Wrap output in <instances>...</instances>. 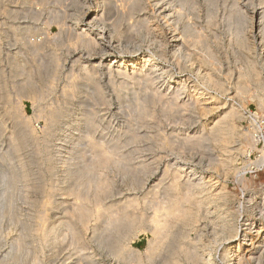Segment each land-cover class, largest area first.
Listing matches in <instances>:
<instances>
[{
  "label": "rangeland",
  "instance_id": "374dc122",
  "mask_svg": "<svg viewBox=\"0 0 264 264\" xmlns=\"http://www.w3.org/2000/svg\"><path fill=\"white\" fill-rule=\"evenodd\" d=\"M5 1V2H3ZM0 0V9L3 8H9L10 11L12 12H8V13H4L3 10L0 11V117L3 118L0 120V264H122L123 262L118 260L116 257H114L109 250H107L105 247L102 246L100 240L101 236L100 234H106L109 230V226H110V218L111 212L116 211L117 207L119 206V211L120 209L127 205L125 203H130L134 201V208L133 206L129 208V210L133 211L134 209H136L135 207H137L138 209H136V211L133 212H137V210L139 213H143V217L145 218V221H143L139 227V229L137 231L134 232L133 236L130 237V242L129 239L128 241L126 240L125 245L128 248H132L131 251H133V253L135 254L136 251H138L137 253L140 254L142 257H145L143 255L146 254V249L148 248V244L150 243V241H152L154 239L153 233L152 231L149 230L150 226L154 227L156 225V223L149 221L152 217H154L158 211V214H160L158 217L161 216V218H165L167 212H166V208L168 206V204H171V202L173 203V201H171L169 203L170 200H173L175 197L177 199V195L178 196H185L184 192L186 193L187 188L185 187V185L180 183H188V181L190 180V178L192 179V176L190 177L191 174V170L192 171H196V172H201L203 173L205 176H207V178L205 179L206 181L208 180H213L212 182L209 181V186L210 188L208 190H210L211 192H213V190L217 187V186H224L226 187V190H228V193L231 195V197L233 198L230 201V206L232 204V206L237 205L238 200L242 201H247V199H249L250 196L255 197L257 200H261L264 197V154L259 153L260 148L262 147V142H256L255 138L252 137L254 136V134H257V132L260 131H264V100L263 102H261V100L257 97H259V95L261 94L262 97L264 96V44L263 43V39L264 36H260L259 33V29L258 27L256 28L254 25L258 22L259 17L256 16V14H254V11H261L264 7V0H189L187 1V3L185 4L182 0H171V4L170 0L167 2V0H143V10L136 11L133 12V17L134 20L137 19H143L144 17L147 18L151 17L153 18L154 25L151 24H146L145 23V27L148 29H145L142 33H140V35L138 36L137 31H135V28H131V26L129 25L130 22L133 23L132 20L133 17L131 19L128 20V16L125 15V12H121V14H119L118 12H116L115 10H110V8L107 12H98V15H104V19H103V15L102 16H98V21H94V22H90L87 19L84 18V12L86 10H90L92 11L95 8H92L96 5V2H94V0H82L83 3L80 4L77 1L72 0L73 2H71V0ZM36 1H38L36 3ZM59 1H63L62 3ZM89 1V2H88ZM119 4H123L124 9H127V7L131 6V1L130 0H125L127 1L126 3L121 0ZM117 1V2H118ZM158 1V3L156 4V7H154L156 2ZM236 3H233V2ZM15 2V3H14ZM37 5H33L34 3ZM122 2V3H121ZM129 2V3H128ZM182 2V3H181ZM208 2V3H207ZM211 2V3H210ZM215 2V3H214ZM19 3V4H18ZM58 3V4H57ZM64 3V4H63ZM86 3V5H85ZM144 3H146V5H144ZM161 3V4H160ZM181 3V4H180ZM191 3V5H190ZM229 3V4H228ZM231 3V5H230ZM241 3V4H240ZM45 4V5H44ZM60 4V5H59ZM175 4H177L175 6ZM185 5V7L183 5ZM189 4V5H188ZM200 4V5H199ZM212 6H211V5ZM214 4V5H213ZM224 4V5H223ZM240 8H238V5ZM3 5H5V7H2ZM42 5V6H41ZM62 5V6H61ZM68 5V6H66ZM127 5V7H126ZM148 5V7H147ZM150 5H152L153 7H151ZM160 5V6H159ZM167 5V6H166ZM172 5V6H171ZM194 5L195 8H192V6ZM39 6V7H38ZM181 6V7H180ZM183 6V8H182ZM188 6V7H187ZM191 6V7H190ZM12 7V8H11ZM61 10V9H63ZM159 7L166 11V12H175V9H179L181 8V10L183 12H181V10L179 11L177 9L176 12H180L182 13L180 20L175 23L174 27L177 26L178 28H175L174 32H170V30H168L165 25H163L162 23V28L161 25L157 22L159 21V19L157 18L158 16V10ZM172 7V9H171ZM174 7V8H173ZM211 7V8H210ZM233 7V8H231ZM234 7L235 10L234 11ZM254 7H256L254 9ZM16 8V9H13ZM18 8V9H17ZM25 8V9H24ZM53 8V9H52ZM56 8V9H55ZM61 8V9H59ZM86 8V9H85ZM165 8V9H164ZM219 8V9H218ZM222 8V9H221ZM51 9V11H50ZM55 9V10H54ZM70 9V10H69ZM145 9V10H144ZM150 9V10H149ZM153 9H154V14H153ZM156 9V10H155ZM160 9V10H161ZM232 9V10H231ZM242 9V10H241ZM259 9V10H258ZM264 9V8H263ZM17 10L18 13H17ZM26 10V11H24ZM35 10V11H33ZM38 10V12L36 11ZM73 10V11H72ZM172 10V12H171ZM28 11V13H27ZM41 12V17H40V12ZM53 11V12H52ZM75 11V12H74ZM84 11V12H83ZM113 11V12H112ZM187 11V12H186ZM238 12V14H236V12ZM3 15H2V13ZM36 12V13H34ZM60 12V13H59ZM64 12V13H63ZM68 12V13H66ZM144 12V13H143ZM152 12V13H151ZM158 12V13H157ZM209 12V13H208ZM235 12V13H234ZM247 12V13H246ZM27 13V14H26ZM57 13V16L56 14ZM63 13V15H62ZM114 13V14H113ZM119 15H118V14ZM123 13V15H122ZM125 13V14H124ZM211 13V14H210ZM213 13V14H212ZM226 13V14H225ZM241 13V15H239ZM9 14V15H8ZM22 14V15H21ZM36 14V15H35ZM46 14V15H45ZM53 14H55L53 16ZM62 16H61V15ZM67 14V15H66ZM71 14V15H70ZM155 14H156V18H155ZM217 14V15H216ZM258 14V13H257ZM16 15V17H15ZM31 15V16H30ZM51 15V16H49ZM66 15V17H65ZM121 15V18H120ZM125 15V17H123ZM146 15V16H145ZM152 15V16H150ZM234 15V16H233ZM245 15V16H244ZM37 16V17H35ZM46 16V17H45ZM61 16V18H60ZM64 16V17H63ZM119 16V17H117ZM138 16V17H137ZM141 16V17H140ZM143 16V17H142ZM199 16V18H198ZM210 16V17H209ZM226 16V17H225ZM231 16V17H229ZM240 16V17H239ZM244 16V17H243ZM10 17V18H8ZM49 17V18H48ZM55 19H54V18ZM57 17V19H56ZM100 17V19H99ZM112 17V18H111ZM123 17V19H122ZM7 18V19H6ZM53 18V19H51ZM83 18V19H82ZM111 18V19H110ZM119 18V19H118ZM125 18V20H124ZM188 18V19H187ZM195 18V21H194ZM211 18V19H210ZM231 18V19H230ZM4 19V22H3ZM6 19V20H5ZM64 19V20H63ZM69 19V20H68ZM103 19V20H101ZM107 19V20H106ZM116 21H113V20ZM122 19V20H121ZM187 19V20H186ZM204 19V20H203ZM227 19V20H226ZM31 20V21H30ZM57 20V21H56ZM66 20V21H65ZM79 20V23L77 24ZM111 20V21H110ZM118 20L120 23H118ZM121 20V21H120ZM157 20V21H156ZM189 20V21H188ZM239 20V22H238ZM244 20V21H243ZM49 21V22H48ZM52 21V22H51ZM55 21V22H54ZM100 21V22H99ZM113 21V22H112ZM127 21V22H125ZM129 21V22H128ZM188 21V22H187ZM227 23H226V22ZM236 21V22H235ZM33 22V23H32ZM66 22V23H65ZM123 22V23H122ZM194 22V23H192ZM241 22V23H240ZM49 23V24H48ZM59 23V24H57ZM91 23V24H90ZM113 23V24H111ZM116 23V27L114 26ZM120 24V26H117ZM129 23V24H128ZM182 23V25H181ZM185 23V24H184ZM217 23V24H216ZM230 23V24H228ZM243 23V24H242ZM34 24V25H33ZM47 24V25H46ZM70 24V25H69ZM128 24V28L127 27ZM157 24V25H156ZM187 24V25H186ZM225 24V25H224ZM228 24V25H227ZM235 24V26H234ZM247 24V25H246ZM6 25V26H5ZM59 25V26H58ZM62 25H64L63 27H61ZM94 25V27H93ZM111 25V26H110ZM149 25H152L149 27ZM156 25V27H154ZM189 26V29H192V31H194V33H196L195 37H197V35L199 36L202 31H204L202 34L205 36H202V34L200 35L201 38H204V40L201 42L202 46L205 45V42H207V44H209V46L206 45L204 46L205 48L203 49V47L201 46L200 42L199 45L200 47H202V51H204L201 55V49L198 48V44L196 42V44L193 42H187L186 41V37L181 39V35L179 36V34H183L184 28L186 26ZM193 25V27H192ZM196 25V26H195ZM203 27H201V26ZM212 25V26H211ZM230 25V26H229ZM29 26V27H28ZM57 26V27H56ZM89 26V27H88ZM91 26V27H90ZM181 26V27H180ZM184 26V27H182ZM209 28H208V27ZM211 26V27H210ZM238 26V27H237ZM11 27V28H10ZM13 27V28H12ZM17 27V28H16ZM65 27H67L68 29H66ZM153 27V28H151ZM160 27V28H157ZM207 27V28H206ZM229 27V28H228ZM234 27V29H233ZM242 27V28H241ZM3 28V29H2ZM5 28V29H4ZM64 28V30H63ZM90 29V36H95L96 38H98L96 44H93V46L91 45V48L89 49L88 47H84V45H80L77 44L75 46V42L77 40L76 35L79 32H83L81 30L83 29ZM126 28V29H125ZM201 30H200V29ZM241 30H240V29ZM36 29V30H34ZM117 29V30H116ZM130 29V30H129ZM160 29V31H158ZM183 29V30H182ZM195 29V30H194ZM197 29V30H196ZM7 30V31H6ZM14 30V31H13ZM39 30V31H38ZM61 30V32L59 31ZM66 30V31H65ZM72 30V31H71ZM94 30V31H93ZM105 32H102V31ZM134 30V32L132 31ZM147 30V31H146ZM157 30V31H156ZM166 30V31H165ZM216 30V31H215ZM230 30V31H229ZM234 30V32H233ZM23 31V32H22ZM28 31V32H26ZM34 31V32H33ZM74 31V33H73ZM77 31V32H76ZM93 31V32H92ZM107 31V32H106ZM116 31V32H115ZM162 31L163 34L161 33ZM170 33H174V35L181 40H185L180 42V45L178 48H176L175 46V42H173L171 40V34ZM179 31L181 33H179ZM240 31L242 32V36L243 34L246 35L248 37L245 38L243 36V38H241V34ZM5 32V34H3ZM11 32V33H10ZM15 32V33H14ZM36 32V33H35ZM46 32V33H45ZM65 32V33H64ZM98 34H96V33ZM101 32L102 35H99V33ZM151 32V33H150ZM201 32V33H200ZM205 32L207 34H205ZM13 33V34H12ZM44 33L46 35H44ZM84 33V32H83ZM108 33V34H107ZM121 33V34H120ZM127 33V34H126ZM133 33V34H132ZM135 33V34H134ZM159 33V34H158ZM161 33V34H160ZM199 33V34H198ZM214 33V34H213ZM29 34V35H27ZM42 34V35H41ZM65 34V35H63ZM123 34V35H122ZM170 34V35H169ZM177 34V35H176ZM219 36H218V35ZM240 34V36H238ZM27 35V36H24ZM33 37H32V36ZM71 35V36H70ZM215 35V36H213ZM264 35V34H263ZM99 39V37H101ZM106 36V37H104ZM128 36V37H127ZM160 36H163L164 39H168V41L166 40V43L163 44L160 51L161 55H160V47L158 46V44L156 45V43H159V39ZM181 38H179V37ZM183 36V35H182ZM231 36V37H230ZM241 41V44L239 42V39ZM4 37V38H3ZM22 38L23 40L19 39ZM28 40H27V38ZM60 37V38H59ZM73 37V38H72ZM123 37V38H121ZM157 37V38H156ZM218 37V38H217ZM230 37V38H229ZM18 38V39H17ZM59 38V39H58ZM72 38V40L70 39ZM76 38V39H75ZM126 41H125V39ZM132 38V39H130ZM154 38V39H153ZM214 38V39H213ZM234 38V39H233ZM27 40L28 42H32V43H40L42 46V49L40 48L41 51H38V53H35V49L32 43H30V45L32 46H25V44H23L25 40ZM34 39V40H33ZM43 39V40H42ZM51 39V40H50ZM62 39V40H61ZM71 41L70 43L68 42L69 40ZM111 39V40H110ZM206 39V40H205ZM242 39H243V47H242ZM33 40V41H32ZM46 40V41H45ZM53 40V41H52ZM65 40V41H63ZM109 40V41H108ZM212 40V41H211ZM252 40V41H251ZM38 41V42H37ZM44 43H43V42ZM52 41V42H51ZM72 41L74 44H72ZM155 41V42H154ZM157 41V42H156ZM211 41V42H210ZM248 41V43H247ZM6 42V43H5ZM50 42V43H49ZM61 42V44H60ZM68 42V43H67ZM128 42V43H127ZM133 42V43H132ZM172 42V43H171ZM184 42V43H183ZM187 42V43H186ZM219 42V43H218ZM236 42V43H235ZM246 42V43H245ZM253 42V43H252ZM137 45H136V44ZM262 43V44H261ZM49 44V45H48ZM53 46H52V45ZM147 44V45H146ZM160 44V43H159ZM192 44V45H190ZM197 46H195V45ZM249 44V45H248ZM64 45V46H63ZM68 45V46H67ZM105 45V46H104ZM111 45V46H110ZM118 47H117V46ZM166 45V46H165ZM248 45V46H247ZM21 46V47H20ZM25 46V48H24ZM80 46V47H79ZM103 46V47H102ZM146 46V47H145ZM169 46V47H168ZM185 46H189L187 48H185ZM195 46V48H194ZM211 46V47H210ZM219 46V47H218ZM235 46V47H234ZM247 46V47H246ZM30 47V48H29ZM33 50H32V48ZM60 47V48H59ZM70 47L72 49H70ZM99 47V48H98ZM144 47V48H143ZM159 47V48H157ZM172 47V48H171ZM181 47V50H180ZM210 47V48H208ZM245 47V48H244ZM13 48V49H12ZM65 48V49H64ZM77 50H76V49ZM85 48V49H84ZM123 48V49H122ZM168 48V49H167ZM172 50H171V49ZM174 48V49H173ZM182 48L183 49V53H182ZM189 48V49H188ZM198 48V49H197ZM208 48V50H207ZM250 48V49H247ZM59 49V51H58ZM92 49V50H91ZM163 49V50H162ZM166 49V50H165ZM178 49V50H177ZM192 49V50H191ZM195 49V50H193ZM210 50V52L208 53V51ZM231 49V50H230ZM9 50V51H8ZM21 50V51H20ZM26 50V52H25ZM31 50V51H30ZM44 50V51H43ZM66 50V51H65ZM74 50V51H73ZM88 50V51H86ZM97 50V51H96ZM146 50V51H145ZM166 52H165V51ZM175 50V51H173ZM180 50V51H179ZM186 51V54L185 53ZM190 50L192 52H190ZM19 51V52H18ZM47 51V52H46ZM56 51V52H55ZM92 53H91V52ZM133 51H138L139 53H141L142 55L145 54H149L152 55L153 57H155L157 60L159 59V61L162 60V62L165 65L166 68V73H169L168 75L170 76H176V77H181L183 79H185L186 82H188L187 84L189 89H191V86L195 85L197 86V88H201V89H206V91L209 93L207 96V100L203 99L200 100V102H196V100L194 101L193 98L189 99L188 94H189V89L187 87L186 90H182L181 92V96L179 95L178 97L174 98L175 96H173L174 94H176V89L173 90V87H170L168 83L165 84L164 79H162V76H159V79H156V77H158L157 75H155L156 73H154V75H152V73L150 72H142L143 74L141 76H139V78H133L131 80L130 77L133 76V74H129V75H124L121 73H119L116 65H113L111 67H109L107 64L109 62V60H111L113 58V56L115 58H119L122 59L123 57H126L128 55H130V53ZM173 51V52H171ZM18 52V53H17ZM24 52V53H23ZM40 52V53H39ZM46 52V53H45ZM54 52L56 53V55H54ZM111 52V53H110ZM171 52V53H170ZM176 52V53H175ZM181 52V53H180ZM189 52V53H188ZM206 52V53H205ZM214 52V53H213ZM217 52V53H216ZM20 53V54H19ZM26 53V54H25ZM59 53V54H58ZM159 53V54H158ZM163 53V54H162ZM165 53V54H164ZM175 53V54H174ZM200 53V54H199ZM205 53V54H204ZM237 53V54H236ZM11 54V55H10ZM25 54V57L23 56ZM33 56H32V55ZM40 54V55H39ZM42 54V55H41ZM47 54V55H46ZM110 54V56L108 57V55ZM180 54V55H179ZM183 54V55H182ZM188 54V55H187ZM204 54V55H203ZM214 55L213 56H209V55ZM248 54V55H247ZM13 55V56H12ZM31 55V57H30ZM54 55L55 59L57 57L58 61L57 64L55 63H51L52 61V57ZM60 57H59V56ZM160 55V56H159ZM163 55V56H162ZM173 55V56H171ZM176 57H175V56ZM180 57H178V56ZM186 55V56H185ZM191 55V56H190ZM15 56V57H14ZM38 56V57H36ZM183 56V57H182ZM200 56V57H199ZM206 56V57H204ZM236 56V57H235ZM20 57V58H19ZM27 57V58H26ZM30 57V58H29ZM48 57V58H47ZM108 57V60L106 59ZM173 57V58H172ZM186 57V58H185ZM191 57V60L189 59ZM219 59H218V58ZM249 57H252L251 59ZM18 58V59H17ZM26 58V59H24ZM36 58V59H35ZM44 58V59H43ZM203 58V60L201 59ZM210 58V62L208 61V59ZM217 58V59H216ZM249 58V59H247ZM18 62H17V60ZM21 59V60H20ZM31 59V60H30ZM33 59V60H32ZM47 59V60H46ZM62 59V60H61ZM169 59V60H168ZM178 59V60H177ZM186 59V60H185ZM189 59V60H188ZM200 59V60H199ZM212 59V60H211ZM214 59V60H213ZM238 59V60H237ZM263 59V60H262ZM16 60V62H15ZM35 60V61H34ZM41 60V61H39ZM43 60V61H42ZM175 60V61H174ZM251 60L253 61V63L251 62ZM255 60V61H254ZM261 60V61H260ZM24 63H23V62ZM27 63H26V62ZM31 61L34 63H31ZM45 61V62H44ZM103 61L105 63H103ZM194 61V62H193ZM200 61V62H199ZM210 63H208V62ZM251 64L249 66H251L249 68L248 63ZM42 62V64L40 65V63ZM188 62V63H187ZM193 64H192V63ZM203 64H202V63ZM244 62V63H243ZM19 64L22 63L23 66H20V68L15 69V65L14 64ZM28 67H26L27 65ZM29 63V64H28ZM31 63V64H30ZM47 63V64H46ZM102 63V64H101ZM216 63V64H215ZM220 63V64H219ZM255 63V64H254ZM55 64V65H54ZM97 65L95 67V65ZM212 64V65H209ZM26 65V66H25ZM32 65V66H30ZM40 65V66H39ZM54 65V66H52ZM75 65V66H74ZM77 65V66H76ZM93 65V66H92ZM203 65V66H202ZM205 65V67H204ZM219 65V66H217ZM254 65L256 69H254ZM2 66V67H1ZM30 66V67H29ZM34 66H36L34 68ZM42 66V67H41ZM45 66V67H43ZM196 66V67H195ZM212 66L211 70L213 69V71L210 70V67ZM217 66V67H216ZM4 67V68H3ZM22 67V68H21ZM33 67V68H32ZM53 67V69H52ZM88 69H87V68ZM198 67L199 70H198ZM209 67V68H208ZM216 67V70H215ZM30 68V69H29ZM47 68V69H44ZM58 68V69H57ZM75 68V70H74ZM88 70L90 72V75H95V79L96 81L100 82L99 84H101L100 89L102 91V95H104L105 97H103V99L100 97V99H102L100 101L99 97H95L94 93H97L98 90L96 89V86H94V84L90 81H88L87 79H89V73H87ZM94 71H98V72H94ZM97 68V69H96ZM107 68V69H106ZM139 71L141 69H139V67H136ZM142 68V67H140ZM204 70H202V69ZM205 68V69H204ZM252 68V69H251ZM10 69V70H9ZM23 71H22V70ZM25 69V70H24ZM28 69V70H27ZM40 74H39V71ZM49 69V70H48ZM70 69V70H69ZM222 69V70H221ZM241 72L244 71L246 72L247 70L250 71V73H248L249 71H247V73H243L242 74H250L249 76L247 75V77H241L243 76L242 74H240V70ZM247 69V70H246ZM258 69V70H257ZM260 69V70H259ZM29 70H31L30 72H28ZM52 70V71H51ZM69 70V71H68ZM72 70V71H71ZM108 70V71H107ZM112 70V71H111ZM165 70V69H164ZM198 70V71H197ZM230 70V71H229ZM254 70V71H253ZM12 71V72H11ZM26 71V72H25ZM56 71V72H55ZM58 71V72H57ZM67 71L69 72L67 74ZM76 71V72H74ZM200 71V72H199ZM233 71V72H232ZM239 71V72H238ZM259 72V76H258V72L257 75L251 72ZM261 71V72H260ZM18 72V75H16ZM23 72V73H22ZM35 72V74L33 73ZM38 72V73H37ZM49 72V73H48ZM110 72V73H108ZM171 72V73H170ZM199 72V73H198ZM204 72H208V74L204 73ZM211 72V73H210ZM22 75H21V74ZM28 73V74H27ZM31 73V74H30ZM98 73V75H97ZM213 73V74H212ZM224 73V74H223ZM232 73V74H231ZM239 73V74H238ZM5 74V75H4ZM39 74V75H38ZM46 74V75H45ZM50 74V75H49ZM78 74V75H76ZM117 74V75H116ZM144 76V75H147ZM226 74V76H224ZM231 76H230V75ZM236 74V75H235ZM238 74V75H237ZM28 75H30V77H28ZM35 75V76H34ZM88 75V76H86ZM109 77H108V76ZM132 75V76H131ZM193 75V76H192ZM208 75V76H207ZM258 76V80H260V82H256V77L254 76ZM12 76V77H11ZM20 76V77H18ZM33 78H32V77ZM41 76V77H40ZM56 76V77H55ZM71 76V77H70ZM80 78H79V77ZM83 76V77H82ZM84 76L86 77V79H84ZM97 76V77H96ZM154 76V77H153ZM213 76V78H212ZM219 76V77H218ZM251 76H253L251 78ZM10 77V78H9ZM51 77V78H49ZM60 79H59V78ZM67 77V78H65ZM100 77V78H99ZM151 77V78H150ZM203 77V78H202ZM208 77V78H206ZM217 77V79H216ZM230 77V78H228ZM235 77V78H234ZM14 78V79H13ZM20 78V79H19ZM22 78V79H21ZM31 79L30 80V85L28 84V79L24 80V79ZM57 78V79H55ZM76 78V79H75ZM98 78V80H97ZM115 78V79H114ZM150 78V79H149ZM155 78V79H153ZM187 78V79H186ZM215 78V79H214ZM239 78V79H238ZM263 78V79H262ZM70 79V80H68ZM73 79V83L72 84V80ZM127 79V80H126ZM141 81H140V80ZM208 79V80H207ZM221 81H220V80ZM238 79V80H237ZM11 80V81H10ZM19 80V81H18ZM22 80V81H21ZM27 81L26 84H28V86L23 83L24 81ZM38 80V81H37ZM68 80V81H67ZM79 80V81H78ZM114 82H112V81ZM139 83H137V81ZM155 82H154V81ZM198 80V81H197ZM216 80L222 82L223 84V88L221 89L220 86L216 85ZM227 80V81H226ZM242 80H246V81H242ZM254 80V81H252ZM6 81V82H5ZM21 81V82H20ZM50 81V82H48ZM51 81H53L51 83ZM77 81V84L76 82ZM86 81V82H85ZM118 81V82H117ZM121 81V82H120ZM127 81V82H126ZM209 81V83H208ZM210 81H213L215 84H211ZM241 81V83H239ZM251 81V82H250ZM262 81V83H261ZM4 82V83H3ZM16 82V83H15ZM44 82H48V83H44ZM67 82V83H66ZM111 82V83H110ZM129 82V83H128ZM146 82V83H144ZM151 82V83H150ZM154 82V83H153ZM163 82V83H162ZM212 82V83H213ZM243 82V84H242ZM245 82L248 84H245ZM255 82L257 84H255ZM2 83V84H1ZM11 83V84H10ZM13 83V86H12ZM18 83V84H17ZM22 83V85H21ZM51 84H54V86H49ZM89 83V84H87ZM121 84L118 86V84ZM127 85H125V84ZM131 83V84H130ZM140 86H137V84ZM238 83V84H237ZM17 84V85H16ZM20 84V85H19ZM49 84V85H47ZM110 84H112L113 86H111ZM115 84V85H114ZM155 84V85H154ZM241 84V85H240ZM246 86H245V85ZM258 84H262V87L259 86ZM25 85V86H24ZM32 85H34V87H32ZM44 85V86H43ZM68 85H75L74 87L81 88V91L78 92V94H73L72 96L68 93L71 89L70 86L68 87ZM123 85V86H122ZM158 85V89H156ZM209 85V86H208ZM225 85V87H224ZM242 85L245 86V88L243 89V91H241L240 87H242ZM6 86V87H5ZM27 86V88H25ZM49 92L44 91L47 90V87ZM118 86V87H117ZM146 86V87H145ZM150 86V87H149ZM169 86V87H167ZM201 86V87H200ZM216 86V87H215ZM239 86V87H238ZM248 86V88H246ZM15 87V88H13ZM20 87V88H19ZM25 88V91L23 90V88ZM64 87V88H63ZM68 87V88H67ZM125 87V88H124ZM127 87V89H126ZM129 87V88H128ZM145 87V88H144ZM152 87V88H151ZM166 87V88H165ZM236 89H235V88ZM238 87V88H237ZM261 87V88H260ZM6 88V89H5ZM8 88V89H7ZM18 88V89H17ZM34 88V89H33ZM42 88V89H41ZM66 88V89H65ZM95 88V89H94ZM115 88V89H114ZM139 90H138V89ZM160 88V89H159ZM220 88V89H219ZM243 88V87H242ZM22 89V90H20ZM39 89V90H38ZM41 89V91H40ZM44 89V90H43ZM124 89V90H123ZM141 89V90H140ZM152 89L153 91L151 92ZM155 89V90H154ZM227 89V90H225ZM260 89V90H259ZM18 90V91H17ZM24 91V92H20V91ZM26 90L29 92L27 93ZM30 90H33L35 93L39 94L41 93L42 95H40V99L38 101L37 97L38 95H34L33 93L30 94ZM62 90V91H61ZM66 90V91H64ZM85 90V92H84ZM135 90V91H134ZM139 92H138V91ZM173 90V91H172ZM238 90V91H237ZM240 90V91H239ZM39 91V92H38ZM68 91V92H67ZM118 91V92H117ZM136 92V93H133ZM143 93H141V92ZM145 91V92H144ZM160 91V92H159ZM224 91V93H223ZM235 91V93H234ZM259 91V92H257ZM261 91V92H260ZM8 92V93H7ZM16 92H18L16 94ZM46 92V93H45ZM71 92V91H70ZM84 92V93H83ZM90 92V93H89ZM117 92V94H116ZM158 92V93H156ZM175 92V93H174ZM185 92V93H184ZM243 92V93H242ZM246 92V93H245ZM253 92V93H252ZM63 93V95L61 94ZM67 93V94H66ZM81 93V94H80ZM105 93V94H104ZM137 93L139 95H137ZM152 93V94H151ZM162 93V94H161ZM165 97L164 96V94ZM245 93V94H244ZM259 93V94H258ZM263 93V94H262ZM8 94V96L6 95ZM25 94V95H24ZM69 94V96H68ZM92 94V95H91ZM128 94V95H127ZM134 94V95H132ZM146 94V95H144ZM155 94V95H154ZM157 94V95H156ZM161 94V96H160ZM183 94V95H182ZM185 94V95H184ZM224 94V95H223ZM238 94V96H237ZM253 94V95H252ZM257 94V95H256ZM3 95L5 97H3ZM19 95V96H18ZM24 95V96H22ZM89 95V97H88ZM92 97H91V96ZM97 95V94H96ZM132 95V96H131ZM154 95V96H153ZM211 96H214L218 99L217 102H210L212 101L211 98H208ZM243 95H245L243 97ZM37 96V97H36ZM71 96V97H70ZM84 98H83V97ZM86 96V97H85ZM119 96V97H117ZM143 96V97H142ZM151 97V100L149 97ZM170 96V97H169ZM186 96V97H185ZM241 96V97H240ZM255 98H254V97ZM9 97V98H8ZM11 97V98H10ZM19 97V98H18ZM94 97L98 100H95ZM138 97V98H137ZM140 97L142 99H140ZM145 97V98H144ZM2 98V99H1ZM5 98V100H4ZM7 98V99H6ZM37 99L36 100H34ZM105 98V99H104ZM127 98V99H126ZM161 98V99H160ZM168 98V99H167ZM172 98V102L170 101V99ZM252 98V100L250 99ZM264 98V97H263ZM11 99V101H9ZM18 99V100H17ZM57 99V100H56ZM66 102H64L65 100ZM87 99V100H86ZM132 101H131V100ZM135 99V100H134ZM144 99V101H143ZM146 99H148V101H146ZM154 99V101H152ZM180 99V100H179ZM8 100V101H7ZM15 100H17L15 102ZM54 100V101H53ZM59 100V101H58ZM70 100V101H69ZM93 100V101H92ZM111 100V101H110ZM128 100V101H126ZM138 102H137V101ZM160 100V101H159ZM166 101L165 104L162 101ZM174 100V101H173ZM185 100V101H184ZM260 100V101H259ZM50 101H53L52 103H50ZM81 101V102H80ZM86 101V102H85ZM100 101V104H99ZM130 101V102H129ZM141 101V103H139ZM153 102V104H151V102ZM159 101V102H158ZM170 101V102H168ZM187 101V104H185ZM198 101V100H197ZM9 102V103H8ZM58 102V104H57ZM69 102V104H68ZM80 102V103H79ZM89 102V103H88ZM97 102V103H96ZM134 102V103H133ZM162 102V103H161ZM179 102V104H178ZM183 102V103H181ZM195 106L193 108L192 105ZM202 102V103H201ZM103 103V105L101 104ZM110 103V104H109ZM156 103V104H155ZM160 103V104H159ZM192 103V105L190 104ZM198 103V104H196ZM263 103V104H262ZM54 104L52 107H55V111H59L57 114V112H55V118L58 120V118L60 117V119L58 120V122H50V121H45L44 116H41V107L46 109H50L52 108L48 105ZM72 104V105H71ZM94 104V105H93ZM97 104V105H96ZM133 104H135L133 106ZM141 104V107H140ZM147 106H146V105ZM163 106H160L162 105ZM167 104V105H166ZM175 106H173V105ZM178 106H177V105ZM182 104V105H181ZM215 104V105H214ZM263 107H262V105ZM12 105V106H11ZM15 105V106H14ZM21 105V106H20ZM42 105V106H41ZM59 105V106H58ZM87 105V106H86ZM92 107H91V106ZM96 105V106H95ZM100 105V106H99ZM108 105V106H107ZM127 105H131L128 109H127ZM150 107H149V106ZM166 105V106H165ZM172 105V106H170ZM180 105V106H179ZM185 105H189L187 107H184ZM192 109H190L191 107ZM201 105V107H199ZM236 105V106H235ZM21 108H20V107ZM89 106V108H88ZM105 106V107H104ZM125 106V107H124ZM137 106V107H136ZM206 106V107H205ZM213 106V107H212ZM233 108H232V107ZM243 106V107H242ZM11 107H13L11 110ZM64 107V108H61ZM86 107L88 109H95V111L97 112L96 116L94 117L95 119L93 121H91V123L89 122L88 124H85V122L88 121V117L87 115H84V117H82V114L86 111ZM91 107V108H90ZM132 107V108H131ZM134 107V109H133ZM149 107V108H148ZM197 107V109H196ZM237 107V108H236ZM8 108H10V110L8 111ZM37 108V109H36ZM68 108V109H67ZM144 108V109H143ZM162 108V111H161ZM166 108V109H165ZM170 108V109H169ZM175 110H174V109ZM179 108V109H178ZM185 108L186 111H185ZM203 110H200V109ZM206 108V109H205ZM232 108V109H230ZM7 109V110H6ZM40 111H39V110ZM84 109V110H82ZM93 109V110H94ZM103 109V110H102ZM136 109V110H135ZM150 113H149V110ZM173 109V111L171 110ZM183 109V110H182ZM195 109V110H194ZM228 109V110H227ZM234 111L235 110V115L237 113V117H239L238 119L234 116H227V118H225L224 120L227 121L226 119H229V122H233L235 123V126L239 127V129L236 128V137H238L239 139V135H242L243 132L246 134L245 136H249L248 138H244L242 136H240V139L238 140L236 138V141H234V143L232 142L230 149L229 147H224L221 148V150L223 149V151H219L220 149V143L213 141L212 137L210 134L208 135V132L210 131V126H212V124L210 125V123L213 121V119H216L218 117H220V114L224 115L230 110ZM237 109V110H236ZM45 110V109H44ZM72 110V111H71ZM81 110V111H80ZM139 110V111H138ZM146 112H145V111ZM165 110V111H164ZM179 110V111H178ZM190 110V111H189ZM206 110V111H205ZM208 110V111H207ZM213 110V111H212ZM17 111V112H16ZM39 111V114H38ZM79 111V112H78ZM84 111V112H82ZM106 111V112H105ZM141 111V113H140ZM144 111V112H143ZM148 111V112H147ZM170 111V112H169ZM205 111V112H204ZM231 111V112H232ZM237 111V112H236ZM240 111V112H239ZM10 112V113H9ZM14 112V113H13ZM77 112V113H76ZM166 112V113H165ZM194 112V113H193ZM226 112V113H225ZM242 112V113H241ZM13 113V114H12ZM18 113V114H17ZM64 113V114H63ZM82 113V114H81ZM133 113V114H132ZM136 113L137 116H136ZM149 113V114H148ZM179 113V115H178ZM203 113V114H202ZM5 114V115H4ZM43 114V113H42ZM131 114V115H130ZM142 114V115H141ZM145 114V116H144ZM148 114V115H147ZM168 114V115H167ZM173 114V115H172ZM244 114V115H243ZM57 115V116H56ZM111 115V116H109ZM126 115V116H125ZM172 115V116H171ZM219 115V116H218ZM223 115V116H224ZM40 116V117H38ZM83 119V121H80L79 123H77L78 119L80 118ZM102 116V117H101ZM125 116V117H124ZM134 116V118H133ZM139 116L141 117V120ZM144 116V117H143ZM150 116V117H148ZM155 116V117H154ZM178 116V117H177ZM187 116V117H186ZM7 117V118H6ZM19 117V118H18ZM154 117V118H153ZM169 117V118H168ZM186 117V118H185ZM231 117L232 121H231ZM17 118V119H15ZM29 118V119H28ZM131 118H133V120H135V122L132 120ZM136 118V119H135ZM158 118V119H157ZM192 118V119H191ZM199 118V119H198ZM29 120L28 122L26 121ZM44 119V120H43ZM62 119V121H61ZM145 119H147L146 122L147 126L145 125ZM173 119V121H172ZM180 119V120H178ZM189 119V120H188ZM27 122V125L29 127H27V131L28 128L31 129L33 134L32 135H36V137L32 136L30 138L27 139V142L25 144V147L29 146L27 149H25V147H23V151L22 149H17L16 148V144L19 138H21L25 133V130L22 131V127H21V121ZM72 120V121H71ZM77 120V121H76ZM115 120V121H114ZM124 120V121H123ZM130 120V121H129ZM142 120L144 122H142ZM152 120V121H151ZM156 120L158 122H156ZM4 121V122H3ZM18 121L20 123H18ZM70 121V122H69ZM111 121V122H110ZM121 121V122H120ZM139 121V122H138ZM176 123H175V122ZM227 121V122H228ZM237 121V122H236ZM10 122V123H9ZM76 122V124H75ZM140 124H138V123ZM12 123V125H11ZM30 123V124H28ZM47 123V124H45ZM52 125H50V124ZM94 123V124H93ZM99 123V124H98ZM108 123V124H107ZM129 123V124H127ZM131 123V124H130ZM133 123V124H132ZM141 123H144L141 124ZM194 123V124H193ZM205 123V124H204ZM20 124V125H19ZM48 127L45 128V125ZM68 124V125H67ZM92 124V125H90ZM120 124V126H119ZM139 125V127H137L136 125ZM239 124V125H238ZM58 127H57V126ZM64 125V126H63ZM78 125V126H77ZM85 125V126H84ZM127 125V127H126ZM135 125V126H133ZM149 125V126H148ZM152 125V126H151ZM158 127H157V126ZM206 125L207 126V130H202L198 131V128H202V126ZM31 126V127H30ZM63 126V127H62ZM83 126V127H81ZM92 126V127H90ZM124 126V127H123ZM133 128H131V127ZM144 126V127H143ZM72 127V128H71ZM77 128L76 130L74 129ZM111 127V128H110ZM134 127H136L137 129H135ZM141 127V128H140ZM150 127V128H149ZM157 129H156V128ZM176 127V128H175ZM13 128V129H12ZM21 128L22 130L19 132L18 129ZM53 128V129H52ZM56 130H55V129ZM83 128V131H82ZM87 128V129H86ZM118 128V129H117ZM128 128V129H127ZM130 128V129H129ZM140 128V130H139ZM35 129V130H34ZM48 131H47V130ZM52 129V130H51ZM59 129V130H58ZM70 129V130H68ZM95 129V130H94ZM125 129V130H124ZM127 129V130H126ZM209 129V130H208ZM243 132H241V130ZM17 130V131H16ZM42 130V131H41ZM58 130V131H57ZM75 130V131H74ZM131 130V131H129ZM135 132H133V131ZM140 132H139V131ZM151 130V131H150ZM155 130V131H154ZM174 130V132H173ZM240 130V131H239ZM15 131V132H14ZM46 131V132H45ZM51 131V132H49ZM55 131V132H54ZM67 131V132H66ZM72 131V132H71ZM81 131V132H80ZM89 131V132H88ZM126 133H125V132ZM131 133H129V132ZM138 135H134L136 134ZM148 131V132H146ZM157 131H159L161 133V135L159 134V132L157 133ZM7 132V133H6ZM9 132V133H8ZM12 134H11V133ZM18 132V133H16ZM62 132V133H61ZM65 132V133H64ZM70 132V133H68ZM85 132V133H84ZM87 132V133H86ZM106 132V133H105ZM133 132V134H132ZM152 132V133H150ZM184 132V133H182ZM199 132V133H198ZM37 133V134H36ZM49 133V134H48ZM56 135H55V134ZM67 133V134H66ZM98 133V134H97ZM102 133V134H101ZM176 133V134H175ZM178 133V134H177ZM190 133V134H189ZM211 133V131H210ZM254 133V134H253ZM9 134V135H8ZM17 134V135H16ZM21 134V137H19ZM23 134V135H22ZM48 136H47V135ZM51 134V136H50ZM76 134V135H75ZM140 134V135H139ZM154 134V136H153ZM175 134V135H174ZM196 140L192 137V135ZM251 134V135H249ZM259 134V133H258ZM47 137H45V136ZM64 135V136H62ZM72 135V136H71ZM110 135V136H109ZM180 135V136H178ZM182 135V136H181ZM192 137H190V136ZM208 135V136H207ZM50 136V139H49ZM59 136V137H58ZM84 138H83V137ZM85 136L88 137V140L85 138ZM91 136V137H90ZM102 136V138H101ZM108 136V137H107ZM122 136V137H121ZM133 136H135L136 138H134ZM157 136V137H156ZM166 136V137H164ZM178 136V137H177ZM185 136V137H184ZM188 136V140L187 139ZM200 136V137H199ZM15 137H19L18 139ZM38 137V138H37ZM45 137V138H44ZM79 137V138H78ZM125 137V138H124ZM129 137H133L129 138ZM154 137V139H153ZM165 139H163V138ZM175 137V138H174ZM185 140V142H183V138ZM208 137V138H205ZM242 137V138H241ZM13 138V139H12ZM54 138V139H53ZM71 138V139H70ZM75 138V139H74ZM99 138V139H98ZM104 141H102L101 139ZM114 138V139H113ZM128 138V139H127ZM140 138V140L138 139ZM143 138V139H141ZM149 138V139H148ZM199 138V139H198ZM201 138V140H200ZM250 138V139H249ZM34 139H38V140H34ZM44 139H48L49 141L47 143H45L46 141ZM61 139V140H60ZM66 139V140H65ZM69 139V140H68ZM74 139V140H73ZM85 139V140H84ZM96 139V140H95ZM109 139V140H108ZM132 141H131V140ZM177 139V141H176ZM192 141H197V142H191ZM203 139V140H202ZM207 141H206V140ZM235 139V138H234ZM243 141H242V140ZM249 139L248 141L245 140ZM16 140V141H15ZM30 140V141H29ZM58 140V141H57ZM79 140V141H78ZM94 140V141H93ZM116 140V141H115ZM123 140V141H121ZM138 140L140 142H138ZM146 140V141H143ZM157 140V141H155ZM172 140V142H171ZM181 142H180V141ZM190 140V141H189ZM210 140V141H209ZM212 140V141H211ZM255 140V141H254ZM14 141V142H13ZM36 141V142H34ZM37 141H39L37 143ZM44 141V142H43ZM71 148L66 149L65 151L66 154L64 155L65 160L64 162H59L57 160V157L60 154L59 149H61V144L64 142ZM74 141V142H73ZM84 141V142H82ZM91 141V142H90ZM99 141V142H98ZM134 141V143H133ZM143 141V142H142ZM201 141V143L199 142ZM252 141V142H250ZM31 142V143H30ZM59 142V143H58ZM69 142V143H68ZM77 142V143H76ZM89 144H88V143ZM96 142H98L99 146L98 149L96 148L95 145H98L97 143L94 145ZM102 142V144L100 143ZM123 142V143H122ZM136 142V143H135ZM153 142V143H152ZM156 142V143H155ZM164 142V143H163ZM182 144H180V143ZM188 142V146L187 145ZM214 142V143H212ZM247 144H246V143ZM72 145H71V144ZM80 143V144H79ZM86 143L89 145L86 146ZM92 143V144H91ZM105 143V144H104ZM109 143V144H108ZM128 143V144H127ZM159 143V144H158ZM172 143V144H171ZM175 143V144H174ZM193 143V144H192ZM217 143V144H215ZM249 143V144H248ZM251 143V145H250ZM36 144V146H35ZM44 144V145H43ZM50 144V145H49ZM56 144V145H55ZM60 144V145H59ZM111 144V145H110ZM124 147H123V145ZM132 144V145H131ZM145 144V145H144ZM150 144V145H148ZM165 144V145H164ZM198 144V145H197ZM208 144V145H207ZM215 144V145H214ZM220 144V145H219ZM240 144V147H239ZM254 144V145H253ZM8 145V147H7ZM15 145V146H13ZM44 147H42V146ZM47 145V146H45ZM49 145V146H48ZM58 145V146H57ZM74 145V146H73ZM77 145V146H75ZM82 145V146H81ZM86 147H85V146ZM92 147H91V146ZM95 147H94V146ZM100 145H102L103 147H100ZM134 145V146H133ZM148 145V146H146ZM192 147H191V146ZM217 145V146H216ZM220 147H219V146ZM40 146V147H37ZM111 146V147H110ZM129 146V147H128ZM131 146V147H130ZM139 146V147H138ZM146 148L148 149H145ZM150 146V147H149ZM153 146V149L152 147ZM162 146V147H161ZM166 146V147H165ZM169 146V147H168ZM177 146V147H175ZM180 146V148H179ZM200 146V147H198ZM209 148H208V147ZM254 146V147H253ZM12 147V148H11ZM59 147V148H58ZM84 147L87 149H84ZM107 147V149H106ZM137 147V148H136ZM190 147V148H189ZM197 147V148H196ZM214 147V148H212ZM219 147V148H218ZM239 147V149H237ZM9 148V149H8ZM39 150H38V149ZM93 148H95L93 150ZM104 148V149H102ZM136 148V150H134ZM143 148V150L141 149ZM150 148V149H149ZM161 148V149H160ZM169 148V149H168ZM175 148V149H174ZM188 148V149H187ZM236 148V150L234 149ZM9 151H8V150ZM16 149V150H15ZM43 149H47L46 151ZM58 149V150H57ZM93 151H92V150ZM106 149V150H105ZM111 151L112 154H114V156L116 158L119 159L120 162H117L118 159H116L114 156L111 155L110 152L107 151ZM113 149V150H112ZM115 149V150H114ZM140 151H139V150ZM180 149V150H178ZM185 149V150H183ZM191 149V150H190ZM230 150L229 152L227 151ZM234 149V150H232ZM11 150V151H10ZM18 150V151H17ZM30 150V151H29ZM34 150H38L34 151ZM71 150V151H69ZM81 150V151H79ZM86 152H85V151ZM98 150L100 152H98ZM103 150V151H102ZM154 150V151H153ZM156 150V151H155ZM201 150V151H199ZM26 151V152H25ZM50 153H49V152ZM64 151V153H65ZM75 151V152H74ZM79 151V152H78ZM115 153H113V152ZM128 151V152H127ZM148 151V152H147ZM151 151V152H150ZM153 151V152H152ZM226 151V152H225ZM232 151V153H231ZM23 152V153H21ZM32 152V153H31ZM35 152V153H34ZM47 152V153H46ZM71 152V153H70ZM74 152V154H73ZM85 152V153H83ZM98 152V153H97ZM110 153L109 155H107V153ZM117 152V153H116ZM131 152V153H130ZM133 152V153H132ZM144 152V153H142ZM201 152V153H200ZM207 152V153H206ZM214 152V153H213ZM222 152V153H221ZM235 152V154H234ZM55 153H58L55 155ZM63 153V154H64ZM70 155H68V154ZM75 153H77L75 156ZM81 153V154H80ZM89 153V154H86ZM92 153V155H91ZM94 153V154H93ZM96 153V154H95ZM106 153V155H105ZM153 155H152V154ZM157 153V154H156ZM217 153V154H216ZM6 154V155H5ZM26 154V155H25ZM34 154V155H33ZM51 156L50 158H47L48 156ZM53 154V155H52ZM79 154V155H78ZM84 154V155H83ZM100 154V155H99ZM123 154V155H122ZM134 154V155H133ZM204 154V156H203ZM233 156L234 154V158L231 156L229 157V155ZM33 155V156H32ZM82 155V156H81ZM97 155V156H96ZM104 155V159L103 156ZM118 155V156H117ZM147 155V156H146ZM161 157H160V156ZM219 155V158H218ZM223 156L222 159H229L230 158V166L229 169H226V167L222 166L220 164V156ZM228 155V157H227ZM13 156V157H12ZM32 158H31V157ZM56 158H54V157ZM71 156V157H70ZM96 156V157H95ZM110 159V162H108V157ZM111 156V157H110ZM124 156V157H123ZM156 158H155V157ZM203 156V157H202ZM208 156V157H207ZM210 156V157H209ZM217 156V158H216ZM14 158L13 160L11 159ZM27 157V158H26ZM37 157V158H35ZM70 157V158H69ZM76 157V158H75ZM82 157L84 159V161L82 160ZM93 159H91V158ZM102 157V159H101ZM122 157V158H121ZM127 159H124V158ZM137 157V158H136ZM139 157V158H138ZM147 157V158H145ZM151 157V158H150ZM154 157V158H153ZM158 157V158H157ZM212 157V158H211ZM225 157V158H224ZM227 157V158H226ZM6 159L4 161V159ZM24 158V159H23ZM35 158V159H34ZM74 158V159H71ZM81 160H80V159ZM114 158V159H113ZM129 158V159H128ZM262 158V159H261ZM3 159V160H2ZM9 159V160H8ZM28 159V161H27ZM44 159V160H43ZM50 159V160H48ZM56 159V160H53ZM70 159V161H72L71 163H69L70 161L68 160ZM86 159V160H85ZM95 159V160H94ZM112 159V160H111ZM121 159V160H120ZM131 159V160H130ZM151 159V162L150 160ZM159 159V160H158ZM209 159V161H208ZM219 161H216V160ZM234 159V160H233ZM37 160V161H36ZM52 160V161H51ZM67 160V161H66ZM81 162H80V161ZM93 160V161H92ZM97 160H100V162L102 161L103 163H99L97 162ZM116 162L114 164V161ZM125 160V161H124ZM145 160V161H144ZM155 160V163H154ZM214 162V165L213 163ZM233 160V161H232ZM262 160V162H261ZM19 161V162H18ZM50 161V162H49ZM56 161L58 163H56ZM77 161V162H76ZM108 162V164L105 163L104 166H102L104 164V162ZM135 163H134V162ZM159 161V162H158ZM256 161V162H255ZM16 162V163H15ZM21 162V163H20ZM53 162V163H52ZM67 163V166L66 163ZM84 162V163H83ZM89 162V163H88ZM90 162H95V163H90ZM123 162L125 163L123 165ZM128 162V163H127ZM158 164H157V163ZM178 162V164H177ZM219 162V163H218ZM233 162V163H232ZM255 162V163H254ZM42 163V164H41ZM69 163V164H68ZM142 164L143 166L141 167L140 165ZM144 163V164H143ZM147 163V165H146ZM61 164H65V165H61ZM73 164V165H72ZM89 165V167L87 165ZM91 164H93L92 166H90ZM113 164V165H112ZM122 164V166H121ZM136 164V166H135ZM152 166H150V165ZM169 164V165H168ZM216 164V165H215ZM220 164V166H219ZM21 165V166H20ZM48 165V166H47ZM61 165V166H60ZM70 165V166H69ZM82 165V166H80ZM125 165L127 167H125ZM133 165V166H132ZM138 165V166H137ZM145 165V166H144ZM157 165V166H156ZM178 165V166H177ZM185 165V166H184ZM206 165V166H205ZM244 165V166H243ZM262 165V166H261ZM36 166V167H35ZM50 166H53V170L52 168L50 169ZM56 166V167H55ZM63 166V168H62ZM66 169H64L65 167ZM74 166V167H71ZM84 166V167H83ZM87 166V167H86ZM129 166V167H128ZM147 166V167H146ZM215 168H214V167ZM258 166V167H257ZM32 172L33 175H36L37 178L31 176L32 174H30ZM46 167V168H45ZM79 167V168H77ZM107 167V168H106ZM109 167V168H108ZM117 167V168H116ZM122 167V168H121ZM136 167V169H135ZM149 167V168H148ZM158 169H157V168ZM166 167V168H165ZM9 168V170H8ZM57 168H60L59 170ZM70 168V169H69ZM73 168H75L74 170H72ZM77 168V170H76ZM90 168V171H89ZM92 168V169H91ZM96 168V171H95ZM115 168V169H114ZM120 168L122 171H120ZM126 168V169H124ZM132 168V169H131ZM145 170H144V169ZM151 168V170H150ZM183 168H185V171L182 170ZM223 170H222V169ZM241 168V169H240ZM7 169V170H6ZM33 169V170H32ZM36 169V170H35ZM44 169V170H43ZM64 169V170H63ZM81 169V170H80ZM83 169V170H82ZM88 169V170H87ZM94 169V170H93ZM108 169V170H107ZM139 169V170H138ZM140 169H142L140 171ZM150 171H149V170ZM156 170V171H153ZM168 169V170H166ZM173 169V170H172ZM175 169V170H174ZM178 169V170H176ZM187 169V170H186ZM189 169V170H188ZM232 169V170H231ZM5 170V171H4ZM52 170V171H51ZM100 170V171H99ZM104 170V171H103ZM114 170V171H113ZM127 170V171H126ZM137 172H136V171ZM213 170V171H212ZM224 170L228 171L224 172ZM238 170V171H237ZM8 171V172H7ZM15 173H13V172ZM26 172L27 175L28 173L30 175H26L23 176V172ZM29 171V172H28ZM40 171V172H39ZM57 173H56V172ZM64 171V173H62ZM76 171V172H75ZM81 171V172H80ZM96 172V176L94 174V172ZM98 171V174H97ZM103 171V172H102ZM143 174V172H145ZM149 171V172H148ZM166 171V172H164ZM179 173H178V172ZM231 171V172H230ZM236 171V172H235ZM7 172V173H6ZM10 172L11 175H10ZM37 172V173H35ZM68 172V173H67ZM75 172V173H74ZM91 174H90V173ZM110 172V173H109ZM124 172V173H123ZM163 172V173H162ZM168 172V173H167ZM183 174H181V173ZM67 173V174H66ZM93 173V174H92ZM101 173V174H99ZM104 173V174H103ZM107 173V175L105 174ZM134 173V174H133ZM137 173V174H136ZM149 173V174H148ZM167 175H166V174ZM174 175H173V174ZM178 173V174H177ZM189 173V174H188ZM9 174V176H7ZM25 174V173H24ZM66 174V175H64ZM72 174V175H69ZM122 174V175H121ZM126 174V175H125ZM149 176H148V175ZM170 174V175H169ZM187 174V175H186ZM220 174V175H219ZM225 176H223V175ZM6 175V176H5ZM13 175V176H12ZM18 175V176H16ZM22 175V176H21ZM50 175V176H49ZM57 175V176H56ZM60 175V176H59ZM85 175V176H84ZM91 175V176H89ZM93 175V176H92ZM101 175V177H100ZM105 177H104V176ZM137 175V176H136ZM142 175V176H141ZM160 175V176H159ZM165 175V176H164ZM177 175V176H176ZM11 176V177H10ZM32 178H30V177ZM99 178H98V177ZM106 176H108L106 178ZM111 176V177H110ZM148 176V177H147ZM188 176V178H187ZM3 177V178H2ZM6 177V179H5ZM84 177V178H83ZM96 179H94V178ZM136 179H135V178ZM141 177V179H140ZM164 177V178H163ZM166 177V180H165ZM182 177V178H180ZM185 177V178H184ZM13 178V179H11ZM26 178V180H25ZM28 178V179H27ZM36 180H35V179ZM75 179L73 180V183L71 181V179ZM91 178V180H90ZM104 178H106L107 180H105ZM132 178V179H131ZM179 178V179H178ZM212 178V179H211ZM8 179V180H7ZM31 179V180H30ZM40 179V180H39ZM46 179V180H45ZM50 179H52V181H50ZM59 179V180H58ZM63 179V180H62ZM68 179V180H67ZM81 182H80V180ZM88 179V180H87ZM94 179V181H92ZM102 181L104 183V181H107L110 186H108L107 182L106 185L109 187V193L104 194V196H101L97 199V195H96V189L98 192V188L99 185L102 182H99V180ZM112 179V181H111ZM181 179V180H180ZM184 179L187 181L184 182ZM215 179V180H214ZM12 180V181H11ZM19 180V181H18ZM29 180V181H28ZM32 180H35V182H33ZM79 180V181H78ZM96 180V181H95ZM115 180V181H113ZM121 180V181H119ZM142 180V181H141ZM177 183H175V181ZM10 183H9V182ZM15 181V182H14ZM39 181V182H37ZM43 181V182H42ZM48 181V182H47ZM55 181V182H54ZM66 181V182H65ZM86 183H85V182ZM90 181V182H89ZM111 181V182H110ZM119 181V182H118ZM145 181V182H144ZM182 181V182H180ZM2 182V183H1ZM8 182V183H6ZM13 182V183H12ZM27 182H29V187L27 188ZM84 182L85 185H79V183ZM89 182V183H88ZM95 182H99L97 185L95 184ZM214 182V183H213ZM216 182V183H215ZM257 182V183H256ZM12 183V185H11ZM23 183V184H21ZM39 183L43 184V185H39ZM82 183V184H84ZM88 183V184H87ZM113 183V184H112ZM145 183V184H144ZM191 183V182H189ZM244 183H246V185H242ZM251 183V184H250ZM255 183V184H254ZM10 184V185H9ZM35 184V185H34ZM37 184V185H36ZM126 184V185H125ZM144 184V185H143ZM159 186H158V185ZM161 184V185H160ZM212 184H216L215 186H211ZM249 184V185H248ZM9 185V187H7ZM15 185V186H13ZM45 185V186H44ZM87 185V186H86ZM90 185V186H89ZM141 185V186H140ZM152 185V186H151ZM157 185V186H156ZM174 188H173V186ZM176 185V186H175ZM242 185V186H241ZM34 187V188H31ZM39 186V187H38ZM43 186V187H42ZM51 186V187H50ZM72 186V187H71ZM75 186V187H74ZM79 188H78V187ZM94 186V187H93ZM126 186V187H125ZM150 188H149V187ZM157 189H155L156 187ZM161 186V187H160ZM172 186V187H171ZM4 187V188H3ZM7 187V188H5ZM89 187L91 191H89V188H85ZM112 187V188H111ZM114 187V188H113ZM176 187V188H175ZM178 187V188H177ZM246 187V188H245ZM262 187V188H261ZM54 189L53 191L50 189ZM60 188V189H59ZM94 188V189H93ZM135 188V189H134ZM137 188V189H136ZM163 188V189H161ZM167 188V189H166ZM174 190H172V189ZM185 188V190H184ZM24 189V190H23ZM34 189V190H33ZM70 191H69V190ZM71 189L72 192H71ZM76 189V190H75ZM116 189V190H115ZM132 189V190H131ZM164 191L162 193V191ZM171 190V193L168 192V190ZM6 190V191H5ZM40 190V191H39ZM56 190V191H55ZM60 190V191H59ZM81 190V192H80ZM112 190V191H111ZM123 190V191H122ZM158 190V191H157ZM167 190V191H166ZM175 190H177L178 192H176ZM206 190V191H208ZM3 191V192H1ZM36 191V192H35ZM76 191V192H75ZM95 191V192H94ZM156 191V192H155ZM33 192V194H32ZM45 192V193H44ZM49 195H48V193ZM74 192V193H73ZM93 194H92V193ZM111 192V193H110ZM113 192V194H112ZM125 192V193H124ZM155 192V194H154ZM174 192V195H173ZM73 193V194H72ZM80 193V195L84 196V195H89L88 198L85 197L82 199V197L79 195L77 198L76 196ZM82 193V194H81ZM87 193V194H86ZM159 193V194H158ZM169 194V197L167 196ZM177 193V194H176ZM188 193V191H187ZM186 193V195H187ZM5 194V195H4ZM8 194V195H7ZM136 196H135V195ZM154 194V195H153ZM162 194V195H161ZM184 194V195H183ZM233 194V195H232ZM96 195V197L93 196ZM107 195V196H105ZM110 195V197H109ZM129 197H127V196ZM130 195V196H129ZM150 195L152 197H150ZM239 195V196H238ZM3 196V197H1ZM48 196H52V197H48ZM157 196V197H156ZM160 196V197H158ZM167 196V197H166ZM170 196H175L173 199ZM7 197V199H6ZM104 199H103V198ZM127 197V198H125ZM135 197V198H134ZM137 197V198H136ZM149 197V198H148ZM156 197V199H155ZM165 200H163V198ZM248 197V198H247ZM52 200H51V199ZM96 198V199H94ZM108 198V199H107ZM170 198V199H169ZM179 198V197H178ZM182 198V197H181ZM180 198V199H181ZM36 199V200H35ZM86 199V200H85ZM130 199V201H129ZM145 199V200H144ZM153 199H155L153 202ZM159 199V200H158ZM169 199V200H168ZM2 200V201H1ZM70 200V201H69ZM87 200H92L90 202H87ZM96 200V202H95ZM114 200V201H113ZM117 200V201H116ZM133 200V201H131ZM139 200V201H138ZM144 200V201H143ZM149 200V202H148ZM163 200V201H162ZM168 200V202H167ZM46 201V202H45ZM73 201H75L76 203H73ZM80 201V202H79ZM82 201V202H81ZM87 202L88 207H90V210L93 212H90V214H92L91 216L88 215L89 220H85L86 221V225H84V223L82 221L79 220L78 222V218L77 215L81 205L83 204V202ZM95 203H94V202ZM102 201V202H100ZM116 201V202H115ZM157 201V202H156ZM166 201V202H165ZM42 202V203H41ZM49 202V203H48ZM110 204H109V203ZM146 202V203H145ZM163 202V203H162ZM232 202V203H231ZM12 203V204H11ZM52 203V204H51ZM80 203H82L80 205ZM95 206V210H94V204ZM99 203V204H98ZM101 203V205H100ZM117 203V206H116ZM152 203V204H150ZM155 203V204H154ZM165 203V204H164ZM236 203V204H235ZM260 203V202H259ZM7 204V205H6ZM10 204V205H9ZM51 204V205H50ZM76 204V205H75ZM104 204V206H103ZM108 204V205H107ZM122 204V205H121ZM136 204V205H135ZM139 204V205H138ZM150 204V205H149ZM154 204V206H153ZM74 207H73V206ZM78 205V206H77ZM111 205V206H110ZM138 205V206H137ZM144 205V206H143ZM164 207H163V206ZM9 206V207H8ZM92 206V209H91ZM100 206V208L98 207ZM104 208H103V207ZM108 206V207H107ZM140 206V207H139ZM158 206V207H156ZM166 206V207H165ZM6 207V208H5ZM60 207V209H59ZM68 207V208H67ZM79 207V208H78ZM110 207V208H109ZM114 207V208H112ZM159 208V210L153 208ZM102 208V209H101ZM107 208V209H106ZM133 208V209H132ZM143 211H142V209ZM163 208V209H161ZM3 209V210H1ZM6 209V210H5ZM66 209V210H65ZM68 209V210H67ZM99 209V210H98ZM115 209V210H114ZM249 213H250V218L254 217L257 218L259 216V209L260 207L257 208V210L248 208ZM254 210V211H253ZM41 211L40 214H45L44 215H40L41 218L39 217V212ZM65 211V212H64ZM67 211V213H66ZM71 213H70V212ZM96 211V212H95ZM100 213H99V212ZM106 211V212H105ZM118 211V210H117ZM154 211V212H153ZM157 211V212H156ZM253 211V212H252ZM258 211V212H257ZM38 212V213H37ZM104 212V213H103ZM163 212V213H162ZM37 213V214H36ZM47 213V214H46ZM57 213V214H56ZM150 213V215H149ZM101 214V215H100ZM257 214V215H256ZM70 215V216H69ZM110 215V216H109ZM149 215V216H148ZM101 216V217H100ZM106 216V217H105ZM47 217V218H45ZM67 217V218H66ZM110 217V218H109ZM43 218V219H42ZM69 218V219H68ZM73 218L71 221L70 219ZM93 218V219H92ZM99 218V219H98ZM106 218V220H105ZM148 219V220H147ZM202 219V220H201ZM200 219V222H198L199 224L204 221L203 218ZM239 221L241 219V217L238 218ZM70 225L69 224V222ZM95 220V221H94ZM65 221V225L60 224V222ZM75 223H74V222ZM84 221V220H83ZM87 221H89L87 223ZM108 224H107V222ZM57 222V223H56ZM82 222V223H81ZM151 222V223H150ZM45 223V224H44ZM100 223V224H99ZM107 226H106V224ZM150 223V224H149ZM154 223V224H153ZM181 223L183 222H178L172 227V229H174V231L171 230L172 232V236L170 235L169 238V243L174 244L175 240H173L175 238V235L177 237V235H179L181 233V231L185 230V225L182 224L183 228L181 227ZM204 223V222H203ZM82 224V226H81ZM154 226H153V225ZM240 224V223H239ZM46 225V226H44ZM51 225V226H50ZM91 225V226H90ZM94 225V226H93ZM102 225V227H101ZM72 226V227H71ZM105 226L107 228H105ZM147 226H149L147 228ZM197 226V224H196ZM240 226V225H239ZM60 227V228H59ZM66 227V228H65ZM72 229H71V228ZM75 227V228H74ZM64 228V232L63 230H61L62 232H59L60 229ZM67 228H69L68 230H66ZM91 228V229H90ZM100 228V229H99ZM193 228V230H192ZM188 227L186 230L189 231V235H188V239L189 240H194L196 238V232H198L197 227ZM207 232L206 234H208L206 236V240L209 238H212V231H211V226L207 225ZM44 232H43V230ZM57 229V230H56ZM59 229V230H58ZM76 229V230H74ZM86 229V230H85ZM95 229V230H94ZM102 229V230H101ZM107 229V230H104ZM146 229V230H145ZM180 229V230H179ZM183 229V230H182ZM210 229V230H209ZM39 230V232H38ZM56 230V231H55ZM74 230V231H73ZM90 230V231H89ZM101 232H99V231ZM37 231V232H36ZM58 231V232H57ZM73 231V233H72ZM77 231V232H76ZM43 232V233H42ZM57 232V233H56ZM70 232V233H69ZM75 232V233H74ZM104 232V233H103ZM106 232V233H105ZM180 232V233H179ZM211 232V233H210ZM58 233L60 235H58ZM67 233V234H65ZM79 233V234H78ZM82 233V234H81ZM90 233L92 235H90ZM98 233V234H97ZM173 233H175L173 235ZM177 233V234H176ZM64 234V235H63ZM75 234V235H74ZM80 235L79 238H77V235ZM32 235V236H31ZM66 235V237H65ZM67 238V236H69ZM72 235H74L75 237H72ZM82 235V236H81ZM136 235V236H135ZM194 235V236H193ZM62 236V237H61ZM100 236V237H99ZM180 236V235H179ZM178 236V237H179ZM198 236V235H197ZM72 237V238H71ZM92 237V238H91ZM99 237V238H98ZM174 237V238H173ZM190 237V238H189ZM43 238V239H42ZM77 238V240L75 241V239ZM97 238V239H96ZM153 238V239H152ZM19 239V241H17ZM22 239V240H20ZM45 239V240H44ZM60 239H62L60 241ZM69 239H74L73 241H71V246L69 245L70 241ZM82 239V240H81ZM91 239V240H90ZM171 239V240H170ZM177 239V238H176ZM85 240V241H84ZM63 241V242H62ZM84 241V242H83ZM19 242V243H18ZM44 242V243H43ZM77 245H75L74 244ZM83 242V243H82ZM87 242V243H86ZM92 242V243H91ZM128 242V243H127ZM174 242V243H173ZM177 242V241H176ZM16 243V244H15ZM21 243V244H20ZM82 243V244H81ZM19 244V245H18ZM83 244H86L83 245ZM23 245V246H22ZM63 245V247H62ZM66 245V246H65ZM90 245V246H89ZM227 245V244H226ZM19 246V247H18ZM68 246V247H67ZM76 248H75V247ZM81 246H83L81 248ZM24 247V248H23ZM29 247V248H28ZM86 247V248H85ZM16 248V249H15ZM80 248V249H79ZM96 248V249H95ZM168 248V247H167ZM223 250L224 248L221 247ZM220 248V249H221ZM79 249V250H78ZM89 249V250H88ZM91 249V250H90ZM221 249V250H222ZM264 250V247L261 248ZM24 250V251H23ZM79 253H77L76 252ZM81 250V251H80ZM84 250V251H83ZM167 251V252H166ZM165 255L163 252V256H168L169 253V249H166ZM262 251V250H261ZM75 252V253H74ZM83 252V254H82ZM92 252V253H91ZM264 253V251H262ZM136 253V254H137ZM143 253V254H142ZM82 257H81V255ZM93 254V255H92ZM86 255V256H85ZM92 255V256H91ZM98 255V256H97ZM111 255V256H110ZM160 256L159 258H157V260L154 263H146V264H163V256ZM89 256V257H88ZM105 256V257H104ZM88 257V258H87ZM78 258V259H77ZM85 258V259H84ZM87 258V259H86ZM183 258V260H182ZM219 258V259H218ZM15 259V260H14ZM181 263H185L188 264V262H186L185 257L180 258ZM216 259L219 261L220 263V257H219V253L216 254ZM19 260V261H18ZM81 261V262H80ZM117 261V262H116ZM252 260L251 264H264V255H263V259L261 261H254ZM80 262V263H79ZM99 262V263H98ZM104 262V263H103ZM134 261H131V264ZM158 262V263H156ZM162 262V263H161Z\"/></svg>",
  "mask_w": 264,
  "mask_h": 264
},
{
  "label": "bare ground",
  "instance_id": "6f19581e",
  "mask_svg": "<svg viewBox=\"0 0 264 264\" xmlns=\"http://www.w3.org/2000/svg\"><path fill=\"white\" fill-rule=\"evenodd\" d=\"M10 1V0H9ZM13 1V0H12ZM23 1V0H22ZM21 1V2H22ZM25 1V0H24ZM23 1V2H24ZM27 1V0H26ZM29 1V0H28ZM32 1V0H31ZM53 1V0H52ZM58 1V0H57ZM66 1V0H65ZM68 1V0H67ZM74 1H79L78 3L80 4V2H81V4L83 3V1L82 0H74ZM118 0H94V2H96V5L94 6V7H92V8H95V9H93L92 11H90V10H86L85 12H84V18L85 19H87L88 21H90V22H94V21H98V16L101 14H99L98 15V12H107V11H110V10H115L116 12H120L119 14H121V12H125L124 14L125 15H127L128 16V20L129 19H131L132 17H133V15H135V14H133V12H136V11H141V10H143L142 8L144 7L143 6V3H142V1L143 0H130L131 1V6H129V7H127V5H126V7H127V9H124V7H125V5H124V7H123V4H119V2L120 1H118ZM121 1H123V0H121ZM152 1V0H151ZM155 1V0H154ZM159 1V0H158ZM158 1L155 3V4H153V5H155L154 7H156V4L158 3ZM166 1V0H165ZM168 1L169 0H167V2L166 3H168ZM184 3L186 2L187 3V1L188 0H182ZM222 1V0H221ZM3 2H5V1H3ZM38 1H36V3H37ZM54 2H55V0H54ZM62 3L63 1H59V3ZM71 2H73L72 0H71ZM89 2V1H88ZM126 3L127 1H123V3ZM189 2H190V0H189ZM237 2V1H236ZM235 1L233 2V3H236ZM15 3V2H14ZM25 3V2H24ZM34 3V2H33ZM39 3V2H38ZM122 3V2H121ZM129 3V2H128ZM170 3H171V0H170ZM175 3H177V0H176V2ZM179 3V2H178ZM177 3V4H178ZM182 3V2H181ZM180 3V4H181ZM185 3V4H186ZM208 3V2H207ZM211 3V2H210ZM215 3V2H214ZM19 4V3H18ZM58 4V3H57ZM64 4V3H63ZM127 4V3H126ZM161 4V3H160ZM172 4V3H171ZM177 4H175V6L177 5ZM229 4V3H228ZM241 4V3H240ZM33 5H37V4H33ZM45 5V4H44ZM60 5V4H59ZM85 5H86V3H85ZM144 5H146V3H144ZM173 5V4H172ZM171 5V6H172ZM183 5V4H182ZM189 5V4H188ZM190 5H191V3H190ZM200 5V4H199ZM211 5V4H210ZM214 5V4H213ZM224 5V4H223ZM230 5H231V3H230ZM238 5V4H237ZM42 6V5H41ZM62 6V5H61ZM66 6H68V5H66ZM151 7H153L152 5H150ZM160 6V5H159ZM167 6V5H166ZM184 7H185V5H183ZM183 6H182V8H183ZM212 6V5H211ZM2 7H5V5H3ZM39 7V6H38ZM147 7H148V5H147ZM181 7V6H180ZM188 7V6H187ZM191 7V6H190ZM12 8V7H11ZM63 8V7H62ZM110 8V10H108ZM174 8V7H173ZM192 8H195L194 7V5L192 6ZM211 8V7H210ZM231 8H233V7H231ZM238 8H240L239 7V5H238ZM256 7H254V9H255ZM264 8V7H263ZM263 8H261L262 10L261 11H254V14H256V16H258L259 17V19H258V22L254 25L256 28L258 27V29H259V33H260V36H264L263 34H264V9ZM13 9H16V8H13ZM18 9V8H17ZM25 9V8H24ZM53 9V8H52ZM56 9V8H55ZM54 9V10H55ZM59 9H61V8H59ZM86 9V8H85ZM161 8L159 7V9H157L158 10V16H157V18L159 19V21H157L158 23L160 22V23H162L163 25H165V27L168 29V30H170V32H174L175 31V28H178L177 26H175L174 27V25H175V23H177L179 20H180V18H181V14L182 13H180V12H176L177 11V9H175V12H172V10H171V12L172 13H170V12H166V11H164V10H160ZM165 9V8H164ZM171 9H172V7H171ZM184 9V8H183ZM219 9V8H218ZM222 9V8H221ZM3 10V12L4 13H8V12H12V11H10V9L9 8H3V9H0V11H2ZM61 10H63V11H65L64 10V8L63 9H61ZM70 10V9H69ZM145 10V9H144ZM150 10V9H149ZM156 10V9H155ZM179 10V9H178ZM180 10H181V8H180ZM179 10V11H180ZM232 10V9H231ZM235 10H238V9H235V7H234V11ZM242 10V9H241ZM259 10V9H258ZM18 11L19 10H17V13H18ZM24 11H26V10H24ZM33 11H35V10H33ZM37 12H38V10H36ZM50 11H51V9H50ZM73 11V10H72ZM20 12V11H19ZM40 12V11H39ZM53 12V11H52ZM75 12V11H74ZM113 12V11H112ZM154 9H153V14H154ZM181 12H183L182 10H181ZM187 12V11H186ZM238 12L239 11H237L236 12V14H238ZM2 13V12H1ZM27 13H28V11H27ZM26 13V14H27ZM34 13H36V12H34ZM60 13V12H59ZM64 13V12H63ZM63 13H62V15H63ZM66 13H68V12H66ZM103 13H102V15H103ZM117 13V14H118ZM144 13V12H143ZM152 13V12H151ZM209 13V12H208ZM235 13V12H234ZM247 13V12H246ZM258 13V14H257ZM56 14V16H57V13H55ZM55 14H53V16L55 15ZM114 14V13H113ZM118 14V15H119ZM211 14V13H210ZM213 14V13H212ZM226 14V13H225ZM2 15H3V13H2ZM9 15V14H8ZM22 15V14H21ZM36 15V14H35ZM40 17H41V12H40ZM46 15V14H45ZM61 15V14H60ZM61 15V16H62ZM67 15V14H66ZM66 15H65V17H66ZM71 15V14H70ZM102 15H100V16H102ZM122 15H123V13H122ZM125 15L123 16V17H125ZM217 15V14H216ZM239 15H241V13L239 14ZM31 16V15H30ZM49 16H51V15H49ZM61 16H60V18H61ZM146 16V15H145ZM148 16V15H147ZM147 16H146V18L144 17L143 19H135V21H133L134 20V17H133V19L132 20H130V21H132L133 23H131L130 22V26H131V28H135V31H137V35L139 36L140 35V33H142L145 29H148V28H146L145 27V23L146 24H151L152 23V25H154V22L153 21H155V20H153V18H151V17H148L147 18ZM150 16H152V15H150ZM234 16V15H233ZM245 16V15H244ZM243 16V17H244ZM15 17H16V15H15ZM35 17H37V16H35ZM46 17V16H45ZM64 17V16H63ZM103 17V19H104V15L102 16ZM117 17H119V16H117ZM123 17H122V19H123ZM141 17V16H140ZM143 17V16H142ZM210 17V16H209ZM226 17V16H225ZM229 17H231V16H229ZM240 17V16H239ZM8 18H10V17H8ZM49 18V17H48ZM54 18V17H53ZM53 18H51V19H53ZM112 18V17H111ZM110 18V19H111ZM120 18H121V15H120ZM155 18H156V14H155ZM198 18H199V16H198ZM7 19V18H6ZM5 19V20H6ZM55 19V18H54ZM56 19H57V17H56ZM59 19V18H58ZM57 19V20H58ZM62 19V18H61ZM83 19V18H82ZM99 19H100V17H99ZM103 19H101V20H103ZM119 19V18H118ZM121 19V20H122ZM188 19V18H187ZM186 19V20H187ZM211 19V18H210ZM231 19V18H230ZM56 20V21H57ZM60 20V19H59ZM64 20V19H63ZM69 20V19H68ZM107 20V19H106ZM120 20V21H121ZM124 20H125V18H124ZM204 20V19H203ZM227 20V19H226ZM31 21V20H30ZM66 21V20H65ZM111 21V20H110ZM113 21H116L115 19L113 20ZM112 21V22H113ZM189 21V20H188ZM187 21V22H188ZM194 21H195V18H194ZM244 21V20H243ZM3 22H4V19H3ZM49 22V21H48ZM52 22V21H51ZM55 22V21H54ZM100 22V21H99ZM125 22H127V21H125ZM129 22V21H128ZM226 22V21H225ZM236 22V21H235ZM238 22H239V20H238ZM33 23V22H32ZM66 23V22H65ZM79 23V20H78V22H77V24ZM118 23H120L119 22V20H118ZM118 23H117V26H120V24L118 25ZM123 23V22H122ZM159 23V24H160ZM192 23H194V22H192ZM227 23V22H226ZM241 23V22H240ZM49 24V23H48ZM57 24H59V23H57ZM91 24V23H90ZM111 24H113V23H111ZM128 24H127V27H128ZM162 24H160L161 25V28H162ZM185 24V23H184ZM217 24V23H216ZM228 24H230V23H228ZM227 24V25H228ZM243 24V23H242ZM34 25V24H33ZM47 25V24H46ZM70 25V24H69ZM152 25H149V27L150 26H152ZM157 25V24H156ZM156 25L154 26V27H156ZM181 25H182V23H181ZM187 25V24H186ZM185 25V26H186ZM225 25V24H224ZM247 25V24H246ZM6 26V25H5ZM59 26V25H58ZM64 25H62L61 27H63ZM111 26V25H110ZM115 27H116V23H115V25H114ZM189 26L190 25H188V26H186L185 28H184V30L183 31H181V32H183V34L179 31V33H181V34H179V36L181 35V37H179V38H181V39H183V38H187L186 39V41L189 43H191V42H193V41H195L194 43L196 44V42H197V44L199 45V42H200V44H201V42L204 40V38H207V36L206 37H203V38H201L200 37V35L204 32V31H202V33L198 36L197 35V37L198 38H196L195 36V34L196 33H194V31H192V29H189ZM196 26V25H195ZM201 26V25H200ZM212 26V25H211ZM210 26V27H211ZM230 26V25H229ZM234 26H235V24H234ZM29 27V26H28ZM57 27V26H56ZM89 27V26H88ZM91 27V26H90ZM93 27H94V25H93ZM181 27V26H180ZM182 27H184V26H182ZM192 27H193V25H192ZM201 27H203V26H201ZM208 27V26H207ZM206 27V28H207ZM238 27V26H237ZM11 28V27H10ZM13 28V27H12ZM17 28V27H16ZM66 29H68L67 27H65ZM117 28V27H116ZM128 28H130V27H128ZM145 28V29H144ZM151 28H153V27H151ZM157 28H160V27H157ZM209 28V27H208ZM229 28V27H228ZM242 28V27H241ZM3 29V28H2ZM5 29V28H4ZM126 29V28H125ZM163 29V28H162ZM200 29V28H199ZM233 29H234V27H233ZM240 29V28H239ZM34 30H36V29H34ZM63 30H64V28H63ZM117 30V29H116ZM130 30V29H129ZM195 30V29H194ZM197 30V29H196ZM201 30V29H200ZM241 30V29H240ZM7 31V30H6ZM14 31V30H13ZM39 31V30H38ZM60 32H61V30H59ZM66 31V30H65ZM72 31V30H71ZM81 31H83V32H79V33H77V35H76V38H77V40H76V42H75V46L77 45V44H80L81 46L82 45H84V47H88L89 49L91 48V45L93 46V44H96V43H98L97 41V39L98 38H96L95 36H90V29L88 30V29H83V30H81ZM94 31V30H93ZM92 31V32H93ZM102 31V30H101ZM132 31V30H131ZM147 31V30H146ZM157 31V30H156ZM158 31H160V29L158 30ZM166 31V30H165ZM216 31V30H215ZM230 31V30H229ZM23 32V31H22ZM26 32H28V31H26ZM34 32V31H33ZM77 32V31H76ZM102 32H105V31H102ZM107 32V31H106ZM116 32V31H115ZM132 32H134V30L132 31ZM145 32V31H144ZM163 32L164 31H162L161 33L163 34ZM167 32H169V31H167ZM169 32V33H170ZM233 32H234V30H233ZM11 33V32H10ZM15 33V32H14ZM36 33V32H35ZM46 33V32H45ZM44 33V35H46ZM65 33V32H64ZM73 33H74V31H73ZM96 33V32H95ZM151 33V32H150ZM160 33V34H161ZM165 33V32H164ZM175 33H176V31H175ZM242 32L240 31V34H241ZM3 34H5V32L3 33ZM13 34V33H12ZM75 34V33H74ZM97 34V33H96ZM108 34V33H107ZM121 34V33H120ZM127 34V33H126ZM133 34V33H132ZM135 34V33H134ZM143 34V33H142ZM159 34V33H158ZM166 34V33H165ZM172 36H171V40L173 41V42H175V46H176V48H178L179 47V45H180V42H182V41H185V40H181V39H178L175 35H174V33L172 34V33H170ZM169 34V35H170ZM199 34V33H198ZM205 34H207L206 32H205ZM214 34V33H213ZM240 34L238 35V36H240ZM245 34V33H244ZM243 34V36L246 38L247 36L246 35H244ZM27 35H29V34H27ZM27 35H24V36H27ZM42 35V34H41ZM63 35H65V34H63ZM98 35V34H97ZM99 35H102L101 34V32L99 33ZM123 35V34H122ZM164 35V34H163ZM167 35V34H166ZM177 35V34H176ZM183 35V36H182ZM218 35V34H217ZM32 36V35H31ZM71 36V35H70ZM202 36H205V35H203L202 34ZM213 36H215V35H213ZM219 36V35H218ZM237 36V37H238ZM241 36H242V34H241ZM240 36V37H241ZM243 36L241 37V38H243ZM28 37V36H27ZM26 37V38H27ZM30 37V36H29ZM28 37V38H29ZM33 37V36H32ZM104 37H106V36H104ZM128 37V36H127ZM231 37V36H230ZM229 37V38H230ZM4 38V37H3ZM28 38H27V40H28ZM60 38V37H59ZM58 38V39H59ZM73 38V37H72ZM72 38H70L71 40H72ZM75 38V39H76ZM100 38H102V36L101 37H99V39ZM121 38H123V37H121ZM157 38V37H156ZM218 38V37H217ZM240 38V39H241ZM18 39V38H17ZM19 39H20V37H19ZM125 39V38H124ZM130 39H132V38H130ZM154 39V38H153ZM214 39V38H213ZM234 39V38H233ZM238 39H239V37H238ZM240 39H239V42H240V44H241V41H240ZM261 39H263V43H264V38H261ZM20 40H23L22 38L20 39ZM25 40V39H24ZM27 40H25V41H23L24 43L23 44H25V46H32V45H30V43H32V42H28ZM34 40V39H33ZM32 40V41H33ZM43 40V39H42ZM51 40V39H50ZM62 40V39H61ZM69 40V39H68ZM101 40V39H100ZM111 40V39H110ZM166 40L168 41V39H164V37L163 36H160V39L158 40L159 41V43H156V45L158 44V46L160 47V49H159V51L161 50V48L163 47L162 45L163 44H165V42H166ZM206 40V39H205ZM247 40H248V37H247ZM46 41V40H45ZM53 41V40H52ZM51 41V42H52ZM63 41H65V40H63ZM109 41V40H108ZM125 41H126V39H125ZM212 41V40H211ZM210 41V42H211ZM252 41V40H251ZM1 42V41H0ZM38 42V41H37ZM43 42V41H42ZM69 43L71 42L70 40L68 41ZM67 42V43H68ZM155 42V41H154ZM157 42V41H156ZM186 42V43H187ZM205 42V45H206V47H207V45L209 46V44H207V42L206 41H204ZM6 43V42H5ZM44 43V42H43ZM50 43V42H49ZM77 43V44H76ZM128 43V42H127ZM133 43V42H132ZM167 43V42H166ZM172 43V42H171ZM184 43V42H183ZM219 43V42H218ZM236 43V42H235ZM246 43V42H245ZM247 43H248V41H247ZM253 43V42H252ZM33 44V46H34V49H35V53H38V51H41L40 50V48L42 49V46H41V44L40 43H32ZM60 44H61V42H60ZM72 44H74L73 43V41H72ZM136 44V43H135ZM168 44V43H167ZM194 44V45H195ZM196 44V45H197ZM243 39H242V47H243ZM262 44V43H261ZM49 45V44H48ZM52 45V44H51ZM137 45V44H136ZM147 45V44H146ZM190 45H192V44H190ZM195 45V46H196ZM204 45V46H205ZM249 45V44H248ZM247 45V46H248ZM262 45H264V44H262ZM25 46H24V48H25ZM53 46V45H52ZM64 46V45H63ZM68 46V45H67ZM105 46V45H104ZM111 46V45H110ZM117 46V45H116ZM166 46V45H165ZM181 46V45H180ZM195 46H194V48H195ZM201 46H202V44H201ZM204 46H202L203 47V49L205 48ZM246 46V47H247ZM21 47V46H20ZM77 47V46H76ZM80 47V46H79ZM103 47V46H102ZM118 47V46H117ZM146 47V46H145ZM159 47H157V48H159ZM169 47V46H168ZM187 47H189V46H185V48H187ZM192 47H193V45H192ZM197 47V46H196ZM202 47H200V45L198 46V48H200L201 50V55H202V53L204 52V51H202ZM211 47V46H210ZM210 47H208V48H210ZM219 47V46H218ZM235 47V46H234ZM30 48V47H29ZM32 48V47H31ZM60 48V47H59ZM99 48V47H98ZM144 48V47H143ZM164 48V47H163ZM172 48V47H171ZM170 48V49H171ZM185 48H182V53H183V49H185ZM197 48V49H198ZM208 48H207V50H208ZM245 48V47H244ZM264 48V47H263ZM13 49V48H12ZM65 49V48H64ZM70 49H72L71 47H70ZM76 49V48H75ZM85 49V48H84ZM123 49V48H122ZM168 49V48H167ZM174 49V48H173ZM189 49V48H188ZM247 49H250V48H247ZM32 50H33V48H32ZM77 50V49H76ZM92 50V49H91ZM163 50V49H162ZM166 50V49H165ZM164 50V51H165ZM172 50V49H171ZM178 50V49H177ZM180 50H181V47H180ZM179 50V51H180ZM192 50V49H191ZM190 50V52H192ZM193 50H195V49H193ZM210 50L211 49H209V51H208V53L210 52ZM231 50V49H230ZM1 51V50H0ZM9 51V50H8ZM21 51V50H20ZM31 51V50H30ZM44 51V50H43ZM58 51H59V49H58ZM66 51V50H65ZM74 51V50H73ZM86 51H88V50H86ZM97 51V50H96ZM146 51V50H145ZM173 51H175V50H173ZM173 51H171V52H173ZM186 51H188V50H185V53L184 54H186ZM19 52V51H18ZM17 52V53H18ZM25 52H26V50H25ZM47 52V51H46ZM45 52V53H46ZM56 52V51H55ZM54 52V55H56V53ZM91 52V51H90ZM131 52V51H130ZM161 52L162 51H160V55H161ZM166 52V51H165ZM170 52V53H171ZM24 53V52H23ZM40 53V52H39ZM92 53V52H91ZM111 53V52H110ZM176 53V52H175ZM174 53V54H175ZM181 53V52H180ZM189 53V52H188ZM206 53V52H205ZM204 53V54H205ZM214 53V52H213ZM217 53V52H216ZM20 54V53H19ZM26 54V53H25ZM25 54L23 55L24 57H25ZM59 54V53H58ZM159 54V53H158ZM163 54V53H162ZM165 54V53H164ZM200 54V53H199ZM203 54V55H204ZM237 54V53H236ZM11 55V54H10ZM32 55V54H31ZM31 55H30V57H31ZM40 55V54H39ZM42 55V54H41ZM47 55V54H46ZM54 55H53V57H52V55H51V57H52V61H51V63L53 64V63H55V64H57V62H59L58 61V59H57V57H56V59H55V57H54ZM159 55V56H160ZM180 55V54H179ZM183 55V54H182ZM188 55V54H187ZM209 55V54H208ZM248 55V54H247ZM13 56V55H12ZM33 56V55H32ZM57 56V55H56ZM59 56V55H58ZM110 56V54L108 55V57ZM163 56V55H162ZM171 56H173V55H171ZM175 56V55H174ZM178 56V55H177ZM186 56V55H185ZM191 56V55H190ZM209 56H213L214 57V55H209ZM15 57V56H14ZM29 57V58H30ZM36 57H38V56H36ZM60 57V56H59ZM108 57L106 58L107 60H108ZM156 57V56H155ZM155 57H153L152 55H149V54H141V53H139L138 51H133V52H131L130 53V55H128V56H126V57H123L122 59H117V58H115L114 56H113V58L111 59V60H109V62H108V66L109 67H111V66H113V65H116V67H117V69H118V71H119V73H120V71H121V73L124 75V77H125V75L127 76V75H129V74H133V76L132 77H130V75H129V77L131 78V80L133 79V78H139V76H141L143 73L142 72H150V73H152V75H154V73H156L155 75H157L158 77H156L155 76V78L156 79H159V76L161 77L162 76V79H164V82H165V84L166 83H168L169 84V86L170 87H173V90L174 89H176V94H174L173 96H175L174 98H176V97H178L184 90H186L187 89V87H188V85L190 84H187L188 82H186L185 81V79H183V78H181V77H176V76H170V75H168L169 73H166L167 71H166V68H165V65H164V63L162 62V60L161 61H159V59L157 60ZM176 57V56H175ZM179 57V56H178ZM183 57V56H182ZM200 57V56H199ZM204 57H206V56H204ZM216 57V56H215ZM214 57V58H215ZM236 57V56H235ZM20 58V57H19ZM27 58V57H26ZM26 58H24V59H26ZM48 58V57H47ZM173 58V57H172ZM180 58V57H179ZM186 58V57H185ZM218 58V57H217ZM216 58V59H217ZM250 59L252 58V57H249ZM249 58H247V59H249ZM1 59V58H0ZM18 59V58H17ZM16 59V60H17ZM36 59V58H35ZM38 59H39V57H38ZM44 59V58H43ZM190 60H191V57L189 58ZM188 59V60H189ZM202 60H203V58H201ZM219 59V58H218ZM16 60H15V62H16ZM21 60V59H20ZM31 60V59H30ZM33 60V59H32ZM47 60V59H46ZM62 60V59H61ZM169 60V59H168ZM178 60V59H177ZM186 60V59H185ZM200 60V59H199ZM212 60V59H211ZM214 60V59H213ZM238 60V59H237ZM263 60V59H262ZM35 61V60H34ZM34 61L32 62L31 61V63H34ZM39 61H41V60H39ZM43 61V60H42ZM175 61V60H174ZM204 61V60H203ZM208 61H210V58L208 59ZM207 61V62H208ZM255 61V60H254ZM261 61V60H260ZM17 62H18V60H17ZM23 62V61H22ZM26 62V61H25ZM45 62V61H44ZM194 62V61H193ZM200 62V61H199ZM210 62H212V61H210ZM210 62H208V63H210ZM251 62L253 63V61L251 60ZM19 63V62H18ZM14 64L15 65V69H18V68H20V66H23L22 65V63H20L21 65H19V64ZM24 63V62H23ZM27 63V62H26ZM25 63V64H26ZM30 63V64H31ZM103 63H105L104 61H103ZM188 63V62H187ZM192 63V62H191ZM202 63V62H201ZM244 63V62H243ZM247 63H248V61H247ZM29 64V63H28ZM42 64V62L40 63V65ZM47 64V63H46ZM54 64V65H55ZM102 64V63H101ZM193 64V63H192ZM203 64V63H202ZM212 64H213V62H212ZM212 64H209V65H212ZM216 64V63H215ZM220 64V63H219ZM255 64V63H254ZM27 65V64H26ZM25 65V66H26ZM39 65V66H40ZM54 65H52V66H54ZM95 65V64H94ZM214 65V64H213ZM249 65H251V64H249L248 63V66ZM30 66H32V65H30ZM29 66V67H30ZM75 66V65H74ZM77 66V65H76ZM93 66V65H92ZM97 65H95V67H96ZM203 66V65H202ZM217 66H219V65H217ZM216 66V67H217ZM252 66H254V65H252ZM2 67V66H1ZM26 67H28V65L26 66ZM36 66H34V68H35ZM42 67V66H41ZM43 67H45V66H43ZM136 67H139V69H141L140 71L136 68ZM140 67H142V68H140ZM196 67V66H195ZM204 67H205V65H204ZM210 67V66H209ZM208 67V68H209ZM216 67H215V70H216ZM251 66H249V68H250ZM4 68V67H3ZM22 68V67H21ZM33 68V67H32ZM37 68V67H36ZM87 68V67H86ZM86 68H85V71H88V70H86ZM199 68L200 67H198V70H199ZM211 68H212V66L210 67V70H211ZM1 69V68H0ZM30 69V68H29ZM44 69H47V68H44ZM52 69H53V67H52ZM58 69V68H57ZM88 69V68H87ZM92 69V68H91ZM97 69V68H96ZM107 69V68H106ZM165 69V70H164ZM202 69V68H201ZM205 69V68H204ZM252 69V68H251ZM254 69H256L255 68V66H254ZM10 70V69H9ZM22 70V69H21ZM25 70V69H24ZM28 70V69H27ZM38 70V69H37ZM49 70V69H48ZM70 70V69H69ZM68 70V71H69ZM74 70H75V68H74ZM93 70V69H92ZM197 70V71H198ZM203 70V69H202ZM222 70V69H221ZM240 70V69H239ZM247 70V69H246ZM258 70V69H257ZM260 70V69H259ZM23 71V70H22ZM31 70H29L28 72H30ZM39 71V70H38ZM52 71V70H51ZM67 71V74L69 73ZM72 71V70H71ZM108 71V70H107ZM112 71V70H111ZM204 71V70H203ZM211 71H213V69L211 70ZM230 71V70H229ZM247 71H249V70H247ZM247 71L246 72H244V71H242L243 73H247ZM254 71V70H253ZM12 72V71H11ZM26 72V71H25ZM56 72V71H55ZM58 72V71H57ZM74 72H76V71H74ZM91 72V71H90ZM90 72L88 71L87 73H89V79H87L89 82L91 81L93 84H94V86H96V89L95 90H98V92L97 93H94L95 95V97H99V99H100V97L103 99V97H105L104 95H102V91H101V89H100V85L101 84H99L100 82H98V81H96V79L94 78L95 77V75H90ZM94 72H98V71H94L93 70V73ZM200 72V71H199ZM198 72V73H199ZM233 72V71H232ZM239 72V71H238ZM240 72H241V70H240ZM242 72L240 73V74H242ZM258 72V71H257ZM257 72L255 71V72H251V73H254V74H256L257 75ZM261 72V71H260ZM23 73V72H22ZM34 74H35V72H33ZM38 73V72H37ZM49 73V72H48ZM77 73V72H76ZM108 73H110V72H108ZM171 73V72H170ZM204 73H206V74H208V72H204ZM211 73V72H210ZM248 73H250V71L248 72ZM21 74V73H20ZM28 74V73H27ZM31 74V73H30ZM39 74H40V71H39ZM38 74V75H39ZM146 74V73H145ZM213 74V73H212ZM224 74V73H223ZM232 74V73H231ZM239 74V73H238ZM237 74V75H238ZM1 75V74H0ZM5 75V74H4ZM16 75H18V72H17V74ZM22 75V74H21ZM46 75V74H45ZM50 75V74H49ZM76 75H78V74H76ZM97 75H98V73H97ZM117 75V74H116ZM209 75V74H208ZM207 75V76H208ZM230 75V74H229ZM236 75V74H235ZM243 76H241L242 78L245 76V77H247V75L248 74H242ZM250 75V74H249ZM248 75V76H249ZM254 76V77H256V82H260V80H258L257 78H258V76L260 75L259 74V72H258V76ZM2 76V75H1ZM35 76V75H34ZM86 76H88V75H86ZM108 76V75H107ZM144 76H147V77H149L148 76V74L147 75H144ZM193 76V75H192ZM210 76V75H209ZM224 76H226V74L224 75ZM231 76V75H230ZM253 76H251V78L253 77ZM12 77V76H11ZM18 77H20V76H18ZM28 77H30V75H28ZM32 77V76H31ZM41 77V76H40ZM56 77V76H55ZM71 77V76H70ZM79 77V76H78ZM83 77V76H82ZM97 77V76H96ZM109 77V76H108ZM142 77V76H141ZM154 77V76H153ZM219 77V76H218ZM244 77V78H245ZM250 77V76H249ZM10 78V77H9ZM33 78V77H32ZM49 78H51V77H49ZM59 78V77H58ZM65 78H67V77H65ZM80 78V77H79ZM100 78V77H99ZM151 78V77H150ZM149 78V79H150ZM155 78H153V79H155ZM203 78V77H202ZM206 78H208V77H206ZM212 78H213V76H212ZM228 78H230V77H228ZM235 78V77H234ZM248 78V77H247ZM14 79V78H13ZM20 79V78H19ZM22 79V78H21ZM28 79V84L30 83V80L31 79H29V78H27ZM26 78L24 79V80H27ZM55 79H57V78H55ZM60 79V78H59ZM76 79V78H75ZM84 79H86V77L84 76ZM115 79V78H114ZM155 79V80H156ZM187 79V78H186ZM215 79V78H214ZM216 79H217V77H216ZM239 79V78H238ZM237 79V80H238ZM246 79V78H245ZM263 79V78H262ZM23 80V81H24ZM68 80H70V79H68ZM67 80V81H68ZM72 80V84L74 83L73 82V79H71ZM97 80H98V78H97ZM127 80V79H126ZM140 80V79H139ZM208 80V79H207ZM220 80V79H219ZM11 81V80H10ZM19 81V80H18ZM22 81V80H21ZM20 81V82H21ZM38 81V80H37ZM79 81V80H78ZM112 81V80H111ZM137 81V80H136ZM141 81V80H140ZM139 81V82H140ZM154 81V80H153ZM198 81V80H197ZM221 81V80H220ZM220 81H218V80H216V85H218V86H220V88L222 89L223 87V84H222V82H220ZM227 81V80H226ZM242 81H246V80H242ZM252 81H254V80H252ZM6 82V81H5ZM26 82L27 81H24L23 83H25L26 84ZM48 82H50V81H48ZM48 82H44V83H48ZM53 81H51V83H52ZM76 82V84H77V81H75ZM86 82V81H85ZM112 82H114V81H112ZM118 82V81H117ZM121 82V81H120ZM127 82V81H126ZM138 81H137V83H139ZM155 82V81H154ZM153 82V83H154ZM213 81H210V83L213 85V84H215L214 82L212 83ZM247 82V81H246ZM245 82V84H247ZM251 82V81H250ZM255 82V84H257ZM4 83V82H3ZM16 83V82H15ZM50 83V85L49 84H47V85H49V86H54L55 85V83L54 84H51ZM67 83V82H66ZM111 83V82H110ZM129 83V82H128ZM136 83V84H137ZM144 83H146V82H144ZM151 83V82H150ZM163 83V82H162ZM208 83H209V81H208ZM239 83H241V81L239 82ZM261 83H262V81H261ZM2 84V83H1ZM11 84V83H10ZM18 84V83H17ZM16 84V85H17ZM28 84H26L27 86H28ZM75 84V83H74ZM87 84H89V83H87ZM118 84V86L119 85H121V84H119V83H117ZM125 84V83H124ZM131 84V83H130ZM147 84V83H146ZM238 84V83H237ZM242 84H243V82H242ZM244 84V85H245ZM249 84V83H248ZM247 84V85H248ZM20 85V84H19ZM21 85H22V83H21ZM78 85V84H77ZM111 86H113L112 84H110ZM115 85V84H114ZM126 85V84H125ZM155 85V84H154ZM241 85V84H240ZM244 85H242V87H240V89H241V91H243V89L245 88V86ZM259 86H261L262 87V84H258ZM12 86H13V83H12ZM25 86V85H24ZM27 86L25 87V88H27ZM29 86H31L30 84H29ZM44 86V85H43ZM51 86V87H52ZM56 86V85H55ZM70 86V91L68 92L71 96L73 95V94H78V92H80L81 91V88L79 87L78 88V86L77 87H74L75 85H68V87ZM117 86V87H118ZM123 86V85H122ZM127 86V85H126ZM137 86H140V85H138L137 84ZM169 86H167V87H169ZM209 86V85H208ZM6 87V86H5ZM32 87H34V85H32ZM47 87V86H46ZM67 87V88H68ZM114 87V86H113ZM146 87V86H145ZM144 87V88H145ZM150 87V86H149ZM157 88L156 89H158V85L156 86ZM192 88L191 89H189V87H188V89L190 90L189 91V94H188V98L189 99H191V98H193L194 99V101L196 100V102H200V100H207V96H209L208 94V92L206 91V89H201V88H197V86L195 85V87L194 86H191ZM201 87V86H200ZM216 87V86H215ZM224 87H225V85H224ZM239 87V86H238ZM237 87V88H238ZM260 87V88H261ZM13 88H15V87H13ZM20 88V87H19ZM21 88H23V90L25 91V88L24 87H21ZM48 88L49 87H47V90H44V91H47V92H49V90H48ZM64 88V87H63ZM125 88V87H124ZM129 88V87H128ZM152 88V87H151ZM166 88V87H165ZM219 88V89H220ZM235 88V87H234ZM246 88H248V86L246 87ZM6 89V88H5ZM8 89V88H7ZM16 89V88H15ZM18 89V88H17ZM34 89V88H33ZM42 89V88H41ZM41 89H40V91H41ZM66 89V88H65ZM115 89V88H114ZM126 89H127V87H126ZM138 89V88H137ZM160 89V88H159ZM184 89V90H183ZM236 89V88H235ZM20 90H22V89H20ZM19 90V91H20ZM39 90V89H38ZM124 90V89H123ZM139 90V89H138ZM137 90V91H138ZM141 90V89H140ZM151 90V92L153 91L152 89H150ZM155 90V89H154ZM172 90V91H173ZM183 90V91H182ZM225 90H227V89H225ZM260 90V89H259ZM264 90V89H263ZM18 91V90H17ZM24 91H20V92H24ZM29 91V90H28ZM27 90H26V92L27 93H29ZM62 91V90H61ZM64 91H66V90H64ZM135 91V90H134ZM133 91V93H136V92H134ZM182 91V92H181ZM238 91V90H237ZM240 91V90H239ZM30 94H34V95H36L37 93H35L33 90H30ZM39 92V91H38ZM84 92H85V90H84ZM83 92V93H84ZM118 92V91H117ZM117 92H116V94H117ZM139 92V91H138ZM141 92V91H140ZM145 92V91H144ZM160 92V91H159ZM257 92H259V91H257ZM261 92V91H260ZM8 93V92H7ZM18 92H16V94H17ZM46 93V92H45ZM50 93V92H49ZM90 93V92H89ZM141 93H143V92H141ZM156 93H158V92H156ZM175 93V92H174ZM185 93V92H184ZM223 93H224V91H223ZM234 93H235V91H234ZM243 93V92H242ZM246 93V92H245ZM244 93V94H245ZM253 93V92H252ZM19 94V93H18ZM40 95H42L41 93H39ZM39 94H37L38 95V97H37V99H38V101H39V99H40V95ZM62 95H63V93H61ZM67 94V93H66ZM69 94H68V96H69ZM81 94V93H80ZM97 94V95H96ZM105 94V93H104ZM152 94V93H151ZM162 94V93H161ZM161 94H160V96H161ZM164 94V93H163ZM259 94V93H258ZM263 94V93H262ZM7 96H8V94H6ZM5 95V96H6ZM25 95V94H24ZM24 95H22V96H24ZM92 95V94H91ZM90 95V96H91ZM128 95V94H127ZM132 95H134V94H132ZM131 95V96H132ZM137 95H139L138 93H137ZM144 95H146V94H144ZM155 95V94H154ZM153 95V96H154ZM157 95V94H156ZM183 95V94H182ZM185 95V94H184ZM224 95V94H223ZM253 95V94H252ZM257 95V94H256ZM264 95V94H263ZM4 95H3V97H5ZM19 96V95H18ZM70 96V97H71ZM103 96V97H102ZM164 96H165V94H164ZM168 96V95H167ZM167 96H165V97H167ZM181 96V95H180ZM237 96H238V94H237ZM245 95H243V97H244ZM83 97V96H82ZM86 97V96H85ZM88 97H89V95H88ZM92 97V96H91ZM94 97V99L95 100H97L96 98ZM117 97H119V96H117ZM143 97V96H142ZM149 97V96H148ZM170 97V96H169ZM186 97V96H185ZM241 97V96H240ZM254 97V96H253ZM264 97V96H263ZM262 97V95L260 94L259 95V97H257V99L259 98L260 100H261V102H263V100H264V98ZM9 98V97H8ZM11 98V97H10ZM19 98V97H18ZM84 98V97H83ZM106 98V97H105ZM104 98V99H105ZM138 98V97H137ZM145 98V97H144ZM150 98V100H151V97H149ZM208 98H211L212 99V101H210V102H217L218 101V99L216 98V97H214V96H211L210 95V97H208ZM255 98V97H254ZM2 99V98H1ZM7 99V98H6ZM37 99H35L34 98V100H36L37 101ZM102 99H100V101L102 100ZM127 99V98H126ZM140 99H142L141 97H140ZM161 99V98H160ZM168 99V98H167ZM251 100H252V98H250ZM4 100H5V98H4ZM18 100V99H17ZM17 100H15V102L17 101ZM57 100V99H56ZM65 100V99H64ZM87 100V99H86ZM131 100V99H130ZM135 100V99H134ZM172 100V98L170 99V101ZM180 100V99H179ZM192 100V99H191ZM198 100V101H197ZM259 100V101H260ZM8 101V100H7ZM9 101H11V99L9 100ZM54 101V100H53ZM53 101H50V103H52ZM59 101V100H58ZM70 101V100H69ZM93 101V100H92ZM100 101H99V104H100ZM111 101V100H110ZM126 101H128V100H126ZM132 101V100H131ZM137 101V100H136ZM143 101H144V99H143ZM146 101H148V99H146ZM152 101H154V99L152 100ZM160 101V100H159ZM158 101V102H159ZM170 101H168V102H170ZM174 101V100H173ZM185 101V100H184ZM193 101V100H192ZM64 102H66V100L64 101ZM81 102V101H80ZM79 102V103H80ZM86 102V101H85ZM97 102H98V100H97ZM96 102V103H97ZM130 102V101H129ZM138 102V101H137ZM151 102V101H150ZM162 102H164V104H165V100L164 101H162ZM161 102V103H162ZM172 102V101H171ZM219 102V101H218ZM9 103V102H8ZM54 103V102H53ZM89 103V102H88ZM134 103V102H133ZM139 103H141V101L139 102ZM144 103V102H143ZM143 103H141V104H143ZM181 103H183V102H181ZM192 103H194V102H192ZM192 103H190L191 105H192ZM202 103V102H201ZM57 104H58V102H57ZM68 104H69V102H68ZM102 105H103V103H101ZM110 104V103H109ZM141 104H140V107H141ZM151 104H153V102H151ZM156 104V103H155ZM160 104V103H159ZM178 104H179V102H178ZM185 104H187V101H186V103ZM196 104H198V103H196ZM263 104V103H262ZM261 104V105H262ZM54 104H51V105H48L49 106V108H50V106L52 107ZM72 105V104H71ZM94 105V104H93ZM97 105V104H96ZM95 105V106H96ZM135 104H133V106H134ZM144 105V104H143ZM146 105V104H145ZM154 105V104H153ZM167 105V104H166ZM165 105V106H166ZM173 105V104H172ZM172 105H170V106H172ZM177 105V104H176ZM182 105V104H181ZM191 105H190V107H191ZM199 105V104H198ZM215 105V104H214ZM12 106V105H11ZM15 106V105H14ZM21 106V105H20ZM19 106V107H20ZM42 106V105H41ZM59 106V105H58ZM87 106V105H86ZM91 106V105H90ZM100 106V105H99ZM108 106V105H107ZM131 106V105H127V109L129 108V107ZM147 106V105H146ZM149 106V105H148ZM160 106H163V104L162 105H160ZM174 106V105H173ZM178 106V105H177ZM180 106V105H179ZM184 106V105H183ZM187 106H189V105H185L184 107H187ZM193 106V108H194V106H195V103H194V105H192ZM236 106V105H235ZM55 107L56 106H54V107H52V108H50V109H46L47 107H45V108H40L42 111H41V116L43 115L44 116V119H45V121L47 122V121H50V122H53V124H54V122H58V120L60 119V117L58 118V120L55 118V112H57V114H59L60 112L59 111H55L56 109H55ZM92 107V106H91ZM90 107V108H91ZM105 107V106H104ZM125 107V106H124ZM137 107V106H136ZM150 107V106H149ZM148 107V108H149ZM164 107V106H163ZM175 107V106H174ZM199 107H201V105L199 106ZM206 107V106H205ZM213 107V106H212ZM232 107V106H231ZM243 107V106H242ZM262 107H263V105H262ZM13 107H11V110H13L12 109ZM21 108V107H20ZM61 108H64V107H61ZM88 108H89V106H88ZM87 107H86V111L84 110V109H82V110H84V111H82V112H84L83 114H82V117H84L85 118V116L84 115H87V119H88V121L87 122H85V124H88L89 122L91 123V121H93L95 118V116H96V114H97V112L95 111V109L93 110L92 108L91 109H88ZM132 108V107H131ZM188 108V107H187ZM187 108H185V111H186V109ZM202 108V107H201ZM233 108V107H232ZM232 108H230V109H232ZM237 108V107H236ZM37 109V108H36ZM45 109V110H44ZM68 109V108H67ZM133 109H134V107H133ZM144 109V108H143ZM166 109V108H165ZM170 109V108H169ZM174 109V108H173ZM173 109H171L172 111H173ZM179 109V108H178ZM190 109H192V107L190 108ZM196 109H197V107H196ZM200 109V108H199ZM206 109V108H205ZM229 109V110H230ZM7 110V109H6ZM10 110V108H8V111ZM39 110V109H38ZM103 110V109H102ZM129 110V109H128ZM136 110V109H135ZM149 110V109H148ZM175 110V109H174ZM183 110V109H182ZM195 110V109H194ZM198 110V109H197ZM200 110H203V109H200ZM228 110V109H227ZM233 110V109H232ZM232 110H230L229 111V113L227 112H225L226 114L224 115V113L223 114H220L221 116L220 117H218V118H216V119H213V121L210 123V125L212 124V126H210V131H211V133H210V131L208 132V135L210 134H212L211 136H209V137H212V140L213 141H216V142H218V143H220L219 145L221 146H219L218 148L220 149L219 151H223V149L221 150V148H223V146L224 147H226V145H227V147H229V149H230V146L232 145L231 143L233 142L234 143V141L233 140H235L236 141V138L238 139V137H236V133H237V131H236V128L237 129H239V127H237V126H235V123H234V121L233 122H229L228 120L230 119H226L227 121H225L224 119L225 118H227V116H234V117H236L237 119L239 118V117H237V113H236V115H235V110L234 111H232ZM237 110V109H236ZM40 111V110H39ZM39 111H38V114H39ZM72 111V110H71ZM81 111V110H80ZM139 111V110H138ZM145 111V110H144ZM143 111V112H144ZM161 111H162V108H161ZM165 111V110H164ZM179 111V110H178ZM190 111V110H189ZM206 111V110H205ZM204 111V112H205ZM208 111V110H207ZM213 111V110H212ZM232 111V112H231ZM17 112V111H16ZM59 112V113H58ZM79 112V111H78ZM106 112V111H105ZM146 112V111H145ZM148 112V111H147ZM163 112V111H162ZM170 112V111H169ZM237 112V111H236ZM240 112V111H239ZM10 113V112H9ZM14 113V112H13ZM12 113V114H13ZM43 113V114H42ZM77 113V112H76ZM140 113H141V111H140ZM149 113H150V110H149ZM148 113V114H149ZM166 113V112H165ZM194 113V112H193ZM242 113V112H241ZM18 114V113H17ZM64 114V113H63ZM133 114V113H132ZM137 114L138 113H136V116H137ZM147 114V115H148ZM203 114V113H202ZM5 115V114H4ZM40 115V114H39ZM131 115V114H130ZM142 115V114H141ZM168 115V114H167ZM173 115V114H172ZM171 115V116H172ZM178 115H179V113H178ZM224 115V116H223ZM244 115V114H243ZM57 116V115H56ZM109 116H111V115H109ZM126 116V115H125ZM124 116V117H125ZM144 116H145V114H144ZM143 116V117H144ZM219 116V115H218ZM38 117H40V116H38ZM102 117V116H101ZM148 117H150V116H148ZM155 117V116H154ZM153 117V118H154ZM178 117V116H177ZM187 117V116H186ZM185 117V118H186ZM1 118V117H0ZM2 118H3V116H2ZM1 118V119H2ZM7 118V117H6ZM19 118V117H18ZM41 118V117H40ZM133 118H134V116H133ZM133 118H131V121L133 120ZM139 118L140 119H138V120H141V117L139 116ZM151 118V117H150ZM169 118V117H168ZM232 118L233 117H231V121H232ZM0 119V120H1ZM4 119V118H3ZM15 119H17V118H15ZM29 119V118H28ZM43 119V120H44ZM136 119V118H135ZM158 119V118H157ZM192 119V118H191ZM199 119V118H198ZM147 119H145V125L147 124L146 122H148V121H146ZM178 120H180V119H178ZM189 120V119H188ZM26 121L28 122L29 120H27L26 119ZM24 122V120L23 121H21V122H23V123H21V127H22V129L21 128H19L18 129V131L20 130H22V131H24L25 130V133H23L22 135V137H21V134H18V135H20L19 137H21V138H17V137H15V139L17 138L18 139V141H17V144H16V148L19 150V149H22L23 147H25V144H26V142H27V139L28 138H30V137H32V136H34V135H32L33 133L32 132H35V131H32L31 132V129H29L28 128V131H27V127H29L28 125H27V122ZM61 121H62V119H61ZM72 121V120H71ZM77 121V120H76ZM80 121H83V119L81 118V116H80V118L78 119V121H77V123H79ZM115 121V120H114ZM124 121V120H123ZM130 121V120H129ZM134 122H135V120H133ZM152 121V120H151ZM172 121H173V119H172ZM181 121V120H180ZM4 122V121H3ZM70 122V121H69ZM111 122V121H110ZM121 122V121H120ZM139 122V121H138ZM137 122V123H138ZM142 122H144L143 120H142ZM156 122H158L157 120H156ZM175 122V121H174ZM237 122V121H236ZM10 123V122H9ZM18 123H20L19 121H18ZM176 123V122H175ZM28 124H30V123H28ZM45 124H47V123H45ZM44 124V125H45ZM50 124V123H49ZM75 124H76V122H75ZM94 124V123H93ZM99 124V123H98ZM108 124V123H107ZM127 124H129V123H127ZM131 124V123H130ZM133 124V123H132ZM138 124H140V123H138ZM141 124H143L144 125V123H141ZM194 124V123H193ZM205 124V123H204ZM11 125H12V123H11ZM20 125V124H19ZM50 125H52V124H50ZM55 125V124H54ZM68 125V124H67ZM90 125H92V124H90ZM136 125V124H135ZM135 125H133V126H135ZM144 125V126H145ZM239 125V124H238ZM57 126V125H56ZM64 126V125H63ZM62 126V127H63ZM78 126V125H77ZM85 126V125H84ZM93 126V125H92ZM92 126H90V127H92ZM119 126H120V124H119ZM137 127H139V125H136ZM143 126V127H144ZM147 126V125H146ZM149 126V125H148ZM152 126V125H151ZM157 126V125H156ZM202 126V125H201ZM31 127V126H30ZM47 126L45 125V128H46ZM58 127V126H57ZM81 127H83V126H81ZM124 127V126H123ZM126 127H127V125H126ZM131 127V126H130ZM158 127V126H157ZM48 128V127H47ZM72 128V127H71ZM111 128V127H110ZM132 128V127H131ZM135 129H137L136 127H134ZM141 128V127H140ZM140 128H139V130H140ZM150 128V127H149ZM156 128V127H155ZM176 128V127H175ZM207 128V126L206 125H204V126H202V128H198V131H201L202 132V130H207L206 129ZM13 129V128H12ZM53 129V128H52ZM51 129V130H52ZM55 129V128H54ZM74 129L76 130L77 128H75L74 127ZM87 129V128H86ZM118 129V128H117ZM128 129V128H127ZM126 129V130H127ZM130 129V128H129ZM133 129V128H132ZM157 129V128H156ZM202 129V130H201ZM208 129V130H209ZM35 130V129H34ZM47 130V129H46ZM56 130V129H55ZM59 130V129H58ZM57 130V131H58ZM68 130H70V129H68ZM74 130V131H75ZM95 130V129H94ZM125 130V129H124ZM138 130V131H139ZM241 130V129H240ZM239 130V131H240ZM17 131V130H16ZM19 131V132H20ZM42 131V130H41ZM48 131V130H47ZM82 131H83V128H82ZM129 131H131V130H129ZM128 131V132H129ZM133 131V130H132ZM151 131V130H150ZM155 131V130H154ZM15 132V131H14ZM46 132V131H45ZM49 132H51V131H49ZM55 132V131H54ZM67 132V131H66ZM72 132V131H71ZM81 132V131H80ZM89 132V131H88ZM125 132V131H124ZM134 132V131H133ZM133 132H132V134H133ZM140 132V131H139ZM146 132H148V131H146ZM159 131H157V133H158ZM173 132H174V130H173ZM241 132H243L242 130H241ZM7 133V132H6ZM9 133V132H8ZM11 133V132H10ZM16 133H18V132H16ZM62 133V132H61ZM65 133V132H64ZM68 133H70V132H68ZM85 133V132H84ZM87 133V132H86ZM106 133V132H105ZM126 133V132H125ZM130 133V132H129ZM135 133V132H134ZM150 133H152V132H150ZM182 133H184V132H182ZM199 133V132H198ZM12 134V133H11ZM37 134V133H36ZM49 134V133H48ZM55 134V133H54ZM67 134V133H66ZM98 134V133H97ZM102 134V133H101ZM131 134V133H130ZM159 134L161 135V133L159 132ZM176 134V133H175ZM174 134V135H175ZM178 134V133H177ZM190 134V133H189ZM254 134V133H253ZM9 135V134H8ZM17 135V134H16ZM47 135V134H46ZM56 135V134H55ZM76 135V134H75ZM134 135H138L137 134V131H136V134H134ZM140 135V134H139ZM192 135V134H191ZM207 135V136H208ZM242 135H244L243 137L244 138H248L247 136H245L246 134L243 132V134ZM242 135H239V133H238V135L237 136H239V139H240V136H242ZM249 135H251V134H249ZM255 135V134H254ZM45 136V135H44ZM48 136V135H47ZM47 136H45V137H47ZM50 136H51V134H50ZM50 136H49V139H50ZM53 136V135H52ZM51 136V137H52ZM62 136H64V135H62ZM72 136V135H71ZM110 136V135H109ZM153 136H154V134H153ZM178 136H180V135H178ZM177 136V137H178ZM182 136V135H181ZM190 136V135H189ZM34 137H36V135L34 136ZM44 137V138H45ZM59 137V136H58ZM65 137V136H64ZM83 137V136H82ZM87 136H85V138H86ZM91 137V136H90ZM108 137V136H107ZM122 137V136H121ZM134 138H136L135 136H133ZM132 137V138H133ZM157 137V136H156ZM164 137H166V136H164ZM185 137V136H184ZM191 137V136H190ZM189 137V138H190ZM192 137H193V135H192ZM191 137V138H192ZM200 137V136H199ZM33 138V137H32ZM38 138V137H37ZM65 138H67V137H65ZM79 138V137H78ZM84 138V137H83ZM101 138H102V136H101ZM100 138V139H101ZM125 138V137H124ZM129 138H131V137H129ZM131 138V139H132ZM134 138H133V140H134ZM163 138V137H162ZM167 138V137H166ZM175 138V137H174ZM183 138V137H182ZM188 138V136H187V139L186 140H188L189 139ZM195 140H196V138H195V135H194V137H193ZM205 138H208V137H205ZM235 138V139H234ZM242 138V137H241ZM253 138L254 137H252V140H253ZM13 139V138H12ZM31 139V138H30ZM54 139V138H53ZM71 139V138H70ZM75 139V138H74ZM73 139V140H74ZM87 140H88V137L86 138ZM99 139V138H98ZM114 139V138H113ZM128 139V138H127ZM130 139V140H131ZM139 140H140V138H138ZM141 139H143V138H141ZM149 139V138H148ZM153 139H154V137H153ZM163 139H165V138H163ZM199 139V138H198ZM238 139V140H239ZM250 139V138H249ZM248 139V140H249ZM34 140H38V139H34ZM46 142L45 143H47L49 140L48 139H44ZM61 140V139H60ZM66 140V139H65ZM69 140V139H68ZM85 140V139H84ZM96 140V139H95ZM102 140V139H101ZM109 140V139H108ZM138 140V142H140ZM166 140V139H165ZM183 140H184V138H183ZM200 140H201V138H200ZM203 140V139H202ZM206 140V139H205ZM211 140V141H212ZM242 140V139H241ZM245 140V139H244ZM247 140V139H246ZM245 140V141H246ZM247 140V141H248ZM16 141V140H15ZM30 141V140H29ZM51 141V140H50ZM49 141V142H50ZM58 141V140H57ZM79 141V140H78ZM94 141V140H93ZM103 141V140H102ZM105 141V140H104ZM103 141V142H104ZM116 141V140H115ZM121 141H123V140H121ZM132 141V140H131ZM134 141H136V140H134ZM134 141H133V143H134ZM143 141H146V140H143ZM142 141V142H143ZM155 141H157V140H155ZM176 141H177V139H176ZM180 141V140H179ZM190 141V140H189ZM198 141V140H197ZM197 141H195V142H197ZM207 141V140H206ZM210 141V140H209ZM243 141V140H242ZM255 141V140H254ZM14 142V141H13ZM34 142H36V141H34ZM39 141H37V143H38ZM44 142V141H43ZM53 142V141H52ZM52 142H50V143H52ZM64 142V141H63ZM74 142V141H73ZM82 142H84V141H82ZM91 142V141H90ZM99 142V141H98ZM98 142H96L97 144H98ZM171 142H172V140H171ZM181 142V141H180ZM180 142H178V143H180ZM183 142H185V140L183 141ZM191 142H194V141H192V139H191ZM194 142V143H195ZM200 143H201V141H199ZM250 142H252V141H250ZM31 143V142H30ZM40 143V142H39ZM59 143V142H58ZM69 143V142H68ZM77 143V142H76ZM88 143V142H87ZM86 143V146L89 144H87ZM93 143V142H92ZM91 143V144H92ZM95 143V144H96ZM101 144H102V142H100ZM123 143V142H122ZM136 143V142H135ZM153 143V142H152ZM156 143V142H155ZM164 143V142H163ZM212 143H214V142H212ZM246 143V142H245ZM27 144H28V142H27ZM71 144V143H70ZM80 144V143H79ZM94 144V143H93ZM94 144V145H95ZM105 144V143H104ZM109 144V143H108ZM128 144V143H127ZM159 144V143H158ZM172 144V143H171ZM175 144V143H174ZM180 144H182V143H180ZM193 144V143H192ZM196 144V143H195ZM215 144H217V143H215ZM214 144V145H215ZM247 144V143H246ZM249 144V143H248ZM44 145V144H43ZM50 145V144H49ZM48 145V146H49ZM56 145V144H55ZM60 145V144H59ZM72 145V144H71ZM93 145V146H94ZM111 145V144H110ZM123 145V144H122ZM132 145V144H131ZM145 145V144H144ZM148 145H150V144H148ZM148 145H146V146H148ZM165 145V144H164ZM189 144H188V142H187V145H184V147L185 146H188ZM198 145V144H197ZM208 145V144H207ZM250 145H251V143H250ZM254 145V144H253ZM13 146H15V145H13ZM30 146V145H29ZM29 146H27V147H25V149H27ZM35 146H36V144H35ZM42 146V145H41ZM45 146H47V145H45ZM58 146V145H57ZM61 149H59V151H60V154L58 155V156H56L57 157V160L59 161V162H64V160H65V157H64V155L66 154V152H68V151H65L66 149H69L70 147L64 142V143H62L61 145ZM74 146V145H73ZM75 146H77V145H75ZM82 146V145H81ZM85 146V145H84ZM85 146V147H86ZM89 146V145H88ZM91 146V145H90ZM96 146V148H98V146H99V144L98 145H95ZM94 146V147H95ZM134 146V145H133ZM146 146H145V149H147L146 148ZM191 146V145H190ZM217 146V145H216ZM7 147H8V145H7ZM37 147H40V146H37ZM42 147H44V146H42ZM84 147V149H86ZM92 147V146H91ZM100 147H103L102 145H100ZM111 147V146H110ZM123 147H124V145H123ZM129 147V146H128ZM131 147V146H130ZM139 147V146H138ZM150 147V146H149ZM152 147V149H153V146H151ZM162 147V146H161ZM166 147V146H165ZM169 147V146H168ZM175 147H177V146H175ZM192 147V146H191ZM198 147H200V146H198ZM208 147V146H207ZM232 147V146H231ZM239 147H240V144H239ZM239 147L237 148V149H239ZM254 147V146H253ZM12 148V147H11ZM59 148V147H58ZM137 148V147H136ZM136 148L134 149V150H136ZM178 148V147H177ZM179 148H180V146H179ZM190 148V147H189ZM197 148V147H196ZM209 148V147H208ZM212 148H214V147H212ZM233 148V147H232ZM241 148V147H240ZM9 149V148H8ZM7 149V150H8ZM38 149V148H37ZM71 149V148H70ZM95 148H93V150H94ZM98 149H101V148H98ZM102 149H104V148H102ZM106 149H107V147H106ZM105 149V150H106ZM142 150H143V148H141ZM150 149V148H149ZM161 149V148H160ZM169 149V148H168ZM175 149V148H174ZM188 149V148H187ZM235 150H236V148H234ZM234 149H232V150H234ZM16 150V149H15ZM17 150V151H18ZM39 150V149H38ZM38 150H34V151H37L38 152ZM43 150H47V149H43ZM58 150V149H57ZM87 150V149H86ZM92 150V149H91ZM92 150V151H93ZM96 150V149H95ZM113 150V149H112ZM115 150V149H114ZM139 150V149H138ZM148 150V149H147ZM178 150H180V149H178ZM183 150H185V149H183ZM191 150V149H190ZM9 151V150H8ZM11 151V150H10ZM22 151H23V149H22ZM30 151V150H29ZM64 151H65V153H64ZM69 151H71V150H69ZM79 151H81V150H79ZM78 151V152H79ZM85 151V150H84ZM97 151V150H96ZM103 151V150H102ZM140 151V150H139ZM144 151V150H143ZM154 151V150H153ZM152 151V152H153ZM156 151V150H155ZM199 151H201V150H199ZM227 151L229 152L230 150H228L227 149ZM26 152V151H25ZM49 152V151H48ZM75 152V151H74ZM74 152H73V154H74ZM86 152V151H85ZM85 152H83V153H85ZM98 152H100L99 150H98ZM97 152V153H98ZM107 152H110L111 153V151H110V149H109V151H107ZM106 152V153H107ZM113 152V151H112ZM128 152V151H127ZM148 152V151H147ZM151 152V151H150ZM226 152V151H225ZM21 153H23V152H21ZM32 153V152H31ZM35 153V152H34ZM47 153V152H46ZM50 153V152H49ZM64 153V154H63ZM71 153V152H70ZM81 153H82V151H81ZM80 153V154H81ZM106 153H105V155H106ZM110 153H107V155H109ZM113 153H115V152H113ZM117 153V152H116ZM131 153V152H130ZM133 153V152H132ZM142 153H144V152H142ZM201 153V152H200ZM207 153V152H206ZM214 153V152H213ZM222 153V152H221ZM223 153H224V151H223ZM231 153H232V151H231ZM56 154H58V153H55V155ZM68 154V153H67ZM77 153H75V156H77L76 155ZM86 154H89V153H86ZM94 154V153H93ZM96 154V153H95ZM152 154V153H151ZM157 154V153H156ZM217 154V153H216ZM224 154H226V153H224ZM234 154H235V152H234ZM234 154H233V156H232V154L231 155H229V157H233L234 158ZM263 154H264V152H263ZM6 155V154H5ZM26 155V154H25ZM34 155V154H33ZM32 155V156H33ZM53 155V154H52ZM68 155H70V154H68ZM79 155V154H78ZM84 155V154H83ZM91 155H92V153H91ZM100 155V154H99ZM111 155L112 156H114V154H112L111 153ZM123 155V154H122ZM134 155V154H133ZM153 155V154H152ZM46 156H48V157H46V159L47 158H50L51 156H49L48 154L46 155ZM82 156V155H81ZM97 156V155H96ZM95 156V157H96ZM101 156H103V159H104V155H101ZM118 156V155H117ZM147 156V155H146ZM160 156V155H159ZM203 156H204V154H203ZM202 156V157H203ZM261 156V155H260ZM13 157V156H12ZM11 157V159L13 160L14 158H12ZM31 157V156H30ZM54 157V156H53ZM56 157H54V158H56ZM71 157V156H70ZM69 157V158H70ZM108 157V156H107ZM111 157V156H110ZM115 157V156H114ZM124 157V156H123ZM155 157V156H154ZM153 157V158H154ZM161 157V156H160ZM208 157V156H207ZM210 157V156H209ZM223 158V156L221 155L220 156V164L222 165V166H224V167H226V169H229V167H231L230 166V158L229 159H222ZM227 157H228V155H227ZM226 157V158H227ZM27 158V157H26ZM32 158V157H31ZM35 158H37V157H35ZM34 158V159H35ZM76 158V157H75ZM91 158V157H90ZM116 158V157H115ZM122 158V157H121ZM137 158V157H136ZM139 158V157H138ZM145 158H147V157H145ZM151 158V157H150ZM156 158V157H155ZM158 158V157H157ZM212 158V157H211ZM216 158H217V156H216ZM218 158H219V155H218ZM225 158V157H224ZM4 159V158H3ZM2 159V160H3ZM24 159V158H23ZM71 159H74V158H71ZM80 159V158H79ZM91 159H93V158H91ZM101 159H102V157H101ZM108 159V162H110V159H109V157L107 158ZM114 159V158H113ZM116 159H118V158H116ZM124 159H127L126 157L124 158ZM129 159V158H128ZM262 159V158H261ZM6 159H4V161H5ZM9 160V159H8ZM44 160V159H43ZM48 160H50V159H48ZM53 160H56V159H53ZM69 161H70V159H68ZM81 160V159H80ZM79 160V161H80ZM82 160L84 161V159H83V157H82ZM86 160V159H85ZM95 160V159H94ZM112 160V159H111ZM121 160V159H120ZM131 160V159H130ZM150 160V162H151V159H149ZM159 160V159H158ZM218 159L216 160V161H219ZM234 160V159H233ZM232 160V161H233ZM27 161H28V159H27ZM37 161V160H36ZM52 161V160H51ZM67 161V160H66ZM73 161V160H72ZM72 161H70L69 163H71ZM93 161V160H92ZM100 162V160H97V162ZM103 161V160H102ZM100 162V163H103V162ZM114 161V160H113ZM125 161V160H124ZM145 161V160H144ZM208 161H209V159H208ZM263 161H264V158H263ZM1 162V161H0ZM19 162V161H18ZM50 162V161H49ZM77 162V161H76ZM81 162V161H80ZM98 162V163H99ZM108 162H104V164L102 165V166H104L105 165V163L106 164H108ZM117 162H120L119 161V159H118V161ZM134 162V161H133ZM159 162V161H158ZM256 162V161H255ZM254 162V163H255ZM261 162H262V160H261ZM16 163V162H15ZM21 163V162H20ZM53 163V162H52ZM56 163H58L57 161H56ZM66 163V162H65ZM68 163V164H69ZM84 163V162H83ZM89 163V162H88ZM90 163H95V162H90ZM116 162L114 161V164H115ZM126 163V162H125ZM124 162H123V165L125 164ZM128 163V162H127ZM135 163V162H134ZM154 163H155V160H154ZM157 163V162H156ZM211 163H213V165H214V162H212V160H211ZM219 163V162H218ZM233 163V162H232ZM42 164V163H41ZM144 164V163H143ZM158 164V163H157ZM177 164H178V162H177ZM220 164H219V166H220ZM61 165H65V164H61ZM60 165V166H61ZM73 165V164H72ZM85 165H87V164H85ZM93 164H91L90 166H92ZM113 165V164H112ZM139 165H140V163H139ZM146 165H147V163H146ZM150 165V164H149ZM152 165V164H151ZM150 165V166H151ZM169 165V164H168ZM216 165V164H215ZM21 166V165H20ZM48 166V165H47ZM65 166H67V163H66V165ZM64 166V167H65ZM70 166V165H69ZM80 166H82V165H80ZM88 167H89V165H87ZM86 166V167H87ZM94 166V165H93ZM121 166H122V164H121ZM133 166V165H132ZM135 166H136V164H135ZM138 166V165H137ZM141 167L143 166L142 164L140 165ZM145 166V165H144ZM157 166V165H156ZM178 166V165H177ZM185 166V165H184ZM206 166V165H205ZM244 166V165H243ZM262 166V165H261ZM36 167V166H35ZM53 166H50V169L52 168ZM56 167V166H55ZM68 167V166H67ZM71 167H74V166H71ZM84 167V166H83ZM123 167V166H122ZM121 167V168H122ZM125 167H127L126 165H125ZM129 167V166H128ZM147 167V166H146ZM152 167V166H151ZM214 167V166H213ZM258 167V166H257ZM46 168V167H45ZM54 168V167H53ZM53 168H52V170H53ZM62 168H63V166H62ZM77 168H79V167H77ZM77 168H76V170H77ZM107 168V167H106ZM109 168V167H108ZM117 168V167H116ZM121 168H120V171H122L121 170ZM149 168V167H148ZM157 168V167H156ZM166 168V167H165ZM215 168V167H214ZM28 169H29V167H28ZM58 170L60 169V168H57ZM64 169H66V167L64 168ZM63 169V170H64ZM70 169V168H69ZM72 169V168H71ZM75 168H73L72 170H74ZM92 169V168H91ZM115 169V168H114ZM124 169H126V168H124ZM132 169V168H131ZM135 169H136V167H135ZM144 169V168H143ZM158 169V168H157ZM222 169V168H221ZM224 169V168H223ZM222 169V170H223ZM241 169V168H240ZM7 170V169H6ZM8 170H9V168H8ZM33 170V169H32ZM36 170V169H35ZM44 170V169H43ZM51 170V171H52ZM81 170V169H80ZM83 170V169H82ZM88 170V169H87ZM94 170V169H93ZM108 170V169H107ZM139 170V169H138ZM142 169H140V171H141ZM145 170V169H144ZM149 170V169H148ZM150 170H151V168H150ZM149 170V171H150ZM166 170H168V169H166ZM173 170V169H172ZM175 170V169H174ZM176 170H178V169H176ZM182 170H184L185 171V168H183ZM187 170V169H186ZM189 170V169H188ZM232 170V169H231ZM5 171V170H4ZM29 171H30V169H29ZM28 171V172H29ZM89 171H90V168H89ZM95 171H96V168H95ZM100 171V170H99ZM104 171V170H103ZM102 171V172H103ZM114 171V170H113ZM127 171V170H126ZM136 171V170H135ZM143 171V170H142ZM148 171V172H149ZM153 171H156V170H154L153 169ZM213 171V170H212ZM238 171V170H237ZM8 172V171H7ZM6 172V173H7ZM13 172V171H12ZM12 172H10V175H11V173ZM16 172V171H15ZM15 172H13V173H15ZM31 172V171H30ZM40 172V171H39ZM56 172V171H55ZM76 172V171H75ZM74 172V173H75ZM81 172V171H80ZM91 172V171H90ZM89 172V173H90ZM94 172V171H93ZM137 172V171H136ZM164 172H166V171H164ZM178 172V171H177ZM191 172V174H190V177L192 176V179L190 178V180L188 181V183H180V185L181 184H183V185H185V187L187 188V191H188V193H187V191L185 190V188H184V190L186 191V193H187V195H186V193L184 192V194H185V196H178V194L177 195H175V196H177V199H176V197L174 198L173 196H170V197H172V199L173 200H170L169 201V203L171 202V201H173V203L171 202V204H168V206H167V210H166V212H167V214H166V216H165V218H161V216H162V214H161V216L160 217H158L160 214H158V212H160V211H156L157 212V214L154 216V217H152L149 221H151V222H154V223H156V225L154 226L153 224V226L154 227H151L150 226V228H149V230L150 231H152V233H153V236H154V239L152 240V241H150V243L148 244V248L145 250L146 251V254L145 255H143V256H145V257H142L141 256V253L140 254H138L137 252L138 251H136V253L134 254L133 253V251H131L132 250V248L130 249V248H128L126 245H125V243H126V240L128 241V239L130 238V237H132L133 236V234H134V232L135 231H137L138 229H139V227L141 226L140 224L143 222V221H145V222H147L146 220H145V218L143 217V213L141 214V213H139L138 211H140V210H137V212H133V211H136V209H138L137 207H135L136 209H134L133 211L131 210H129V208H130V206L132 207L133 206V208H134V201L133 200H131V201H133V203L132 202H130V203H125V204H127V205H125V206H123L121 209H120V211H119V206L117 207V209H116V211H114V212H111L110 214H112L111 215V218H110V220H109V224H110V228H109V230L108 231H106L105 233L106 234H100V235H102L101 236V239H98V240H100V242H101V244H102V246L103 247H105L107 250H109V252L114 256V257H116L118 260H120V261H122L123 263L122 264H131V261H134L133 263L134 264H146L147 262L148 263H154L156 260H157V258H159L162 254H163V252L164 251H166V249H169V253H168V256H163V259H162V261H163V264H183V263H181V261L183 260V258H182V260L180 259L181 258V256L182 257H185V261L186 262H188V264H251L252 262V260H256V261H261L262 259H263V255H264V253L262 252V251H264L263 249H261V248H263L264 247V197L259 201V200H257L255 197H253V196H250L249 197V199H247V201L245 202V201H242L241 202V200H238V202H237V205H234V206H232V204H231V206H230V201L233 199L232 197H231V195L228 193V190H226V187H224V186H217L214 190H213V192H211L210 190H208L209 188H210V186H209V181H211V180H208V181H206L205 179L207 178V176H205L203 173H199V172H196V171H190ZM224 172H227L228 173V171H226V170H224ZM231 172V171H230ZM236 172V171H235ZM25 173V174H24ZM35 173H37V172H35ZM57 173V172H56ZM62 173H64V171L62 172ZM68 173V172H67ZM66 173V174H67ZM96 172H94V174H95ZM110 173V172H109ZM124 173V172H123ZM144 173H146V171L145 172H143V174ZM163 173V172H162ZM168 173V172H167ZM179 173V172H178ZM177 173V174H178ZM181 173V172H180ZM30 174H32V172L30 173ZM29 173H28V175H30ZM34 174V173H33ZM31 175V176H33V177H35V178H37V176L36 175ZM66 174H64V175H66ZM91 174V173H90ZM93 174V173H92ZM97 174H98V171H97ZM99 174H101V173H99ZM104 174V173H103ZM106 175H107V173H105ZM134 174V173H133ZM137 174V173H136ZM149 174V173H148ZM147 174V175H148ZM166 174V173H165ZM173 174V173H172ZM181 174H183V173H181ZM189 174V173H188ZM27 175V173L24 171L23 172V176H26ZM27 175V176H28ZM69 175H72V174H69ZM122 175V174H121ZM126 175V174H125ZM167 175V174H166ZM170 175V174H169ZM174 175V174H173ZM187 175V174H186ZM220 175V174H219ZM223 175V174H222ZM6 176V175H5ZM7 176H9V174L7 175ZM13 176V175H12ZM16 176H18V175H16ZM22 176V175H21ZM26 176V177H27ZM50 176V175H49ZM57 176V175H56ZM60 176V175H59ZM85 176V175H84ZM89 176H91V175H89ZM93 176V175H92ZM95 176H96V174H95ZM104 176V175H103ZM137 176V175H136ZM142 176V175H141ZM149 176V175H148ZM147 176V177H148ZM160 176V175H159ZM165 176V175H164ZM177 176V175H176ZM223 176H225V175H223ZM11 177V176H10ZM30 177V176H29ZM98 177V176H97ZM100 177H101V175H100ZM105 177V176H104ZM108 176H106V178H107ZM111 177V176H110ZM3 178V177H2ZM31 178V177H30ZM34 178V179H35ZM84 178V177H83ZM94 178V177H93ZM99 178V177H98ZM106 178H104L105 180H107ZM135 178V177H134ZM164 178V177H163ZM180 178H182V177H180ZM185 178V177H184ZM187 178H188V176H187ZM209 178V177H208ZM207 178V179H208ZM5 179H6V177H5ZM11 179H13V178H11ZM28 179V178H27ZM32 179V178H31ZM30 179V180H31ZM94 179H96V178H94ZM94 179L92 180V181H94ZM132 179V178H131ZM136 179V178H135ZM140 179H141V177H140ZM179 179V178H178ZM189 179V178H188ZM210 179V178H209ZM212 179V178H211ZM8 180V179H7ZM25 180H26V178H25ZM36 180V179H35ZM35 180H32L33 182H35ZM40 180V179H39ZM46 180V179H45ZM59 180V179H58ZM63 180V179H62ZM68 180V179H67ZM73 180H75L74 178L73 179H71V181H72V183H73ZM80 180V179H79ZM78 180V181H79ZM88 180V179H87ZM90 180H91V178H90ZM99 180V179H98ZM165 180H166V177H165ZM181 180V179H180ZM215 180V179H214ZM12 181V180H11ZM19 181V180H18ZM29 181V180H28ZM50 181H52V179H50ZM96 181V180H95ZM111 181H112V179H111ZM110 181V182H111ZM113 181H115V180H113ZM119 181H121V180H119ZM118 181V182H119ZM142 181V180H141ZM175 181V180H174ZM186 180L184 179V182H185ZM186 181V182H187ZM213 181V180H212ZM211 181V182H212ZM9 182V181H8ZM8 182H6V183H8ZM15 182V181H14ZM37 182H39V181H37ZM43 182V181H42ZM48 182V181H47ZM55 182V181H54ZM66 182V181H65ZM80 182H81V180H80ZM85 182V181H84ZM84 182H82V183H84ZM90 182V181H89ZM88 182V183H89ZM99 182H102V181H100L99 180ZM99 182H95V184L97 185ZM106 182L107 181H104V183L102 182L100 185H99V187L97 186V188H98V192H97V189L95 190L96 191V195H97V199L99 198V197H101V196H104V194H108L109 192V187L108 186H110V184L108 183L107 185H106ZM145 182V181H144ZM180 182H182V181H180ZM189 182H191V183H189ZM2 183V182H1ZM10 183V182H9ZM13 183V182H12ZM12 183H11V185H12ZM82 183H79V185L81 184V185H85V183L84 184H82ZM87 183V184H88ZM175 183H177L176 181H175ZM214 183V182H213ZM216 183V182H215ZM257 183V182H256ZM21 184H23V183H21ZM29 184V182H27V185ZM113 184V183H112ZM145 184V183H144ZM143 184V185H144ZM251 184V183H250ZM255 184V183H254ZM10 185V184H9ZM9 185L7 186V187H9ZM35 185V184H34ZM37 185V184H36ZM39 185L41 186V185H43V184H41V183H39ZM80 185V186H81ZM126 185V184H125ZM158 185V184H157ZM156 185V186H157ZM161 185V184H160ZM216 184H212L211 186L213 187V186H215ZM242 185H244V183L242 184ZM241 185V186H242ZM245 185H246V183H245ZM244 185V186H245ZM249 185V184H248ZM13 186H15V185H13ZM45 186V185H44ZM87 186V185H86ZM90 186V185H89ZM141 186V185H140ZM152 186V185H151ZM155 186V187H156ZM159 186V185H158ZM173 186V185H172ZM171 186V187H172ZM176 186V185H175ZM7 187H5V188H7ZM29 187V185L27 186V188ZM39 187V186H38ZM43 187V186H42ZM51 187V186H50ZM72 187V186H71ZM75 187V186H74ZM78 187V186H77ZM94 187V186H93ZM126 187V186H125ZM149 187V186H148ZM161 187V186H160ZM4 188V187H3ZM31 188H34V187H32L31 186ZM79 188V187H78ZM85 188V187H84ZM86 188H89V187H86ZM86 188H85V190H86ZM112 188V187H111ZM114 188V187H113ZM150 188V187H149ZM173 188H174V186H173ZM176 188V187H175ZM178 188V187H177ZM246 188V187H245ZM262 188V187H261ZM0 189H2V188H0ZM8 189V188H7ZM50 189V188H49ZM60 189V188H59ZM94 189V188H93ZM135 189V188H134ZM137 189V188H136ZM155 189H157V187L155 188ZM161 189H163V188H161ZM160 189V190H161ZM167 189V188H166ZM172 189V188H171ZM24 190V189H23ZM34 190V189H33ZM50 190H52V189H50ZM54 190V189H53ZM52 190V191H53ZM69 190V189H68ZM72 190L73 189H71V192H72ZM76 190V189H75ZM89 191H91L90 190V188L88 189ZM88 190H86V191H88ZM108 190V191H107ZM116 190V189H115ZM132 190V189H131ZM172 190H174V189H172ZM206 190H208V191H206ZM6 191V190H5ZM40 191V190H39ZM56 191V190H55ZM60 191V190H59ZM70 191V190H69ZM94 191V192H95ZM112 191V190H111ZM123 191V190H122ZM158 191V190H157ZM162 191V190H161ZM167 191V190H166ZM176 192H178L177 190H175ZM1 192H3V191H1ZM36 192V191H35ZM76 192V191H75ZM80 192H81V190H80ZM93 192V193H94ZM156 192V191H155ZM155 192H154V194H155ZM164 191H162V193H163ZM168 192H170L171 193V190L169 189L168 190ZM45 193V192H44ZM48 193V192H47ZM74 193V192H73ZM72 193V194H73ZM92 193V192H91ZM92 193V194H93ZM111 193V192H110ZM125 193V192H124ZM32 194H33V192H32ZM82 194V193H81ZM87 194V193H86ZM112 194H113V192H112ZM153 194V195H154ZM159 194V193H158ZM166 194H168V193H166ZM183 194V195H184ZM5 195V194H4ZM8 195V194H7ZM48 195H49V193H48ZM80 195V193L76 196V198L78 197ZM96 195H94L95 197H96ZM135 195V194H134ZM152 195V196H153ZM162 195V194H161ZM173 195H174V192H173ZM233 195V194H232ZM81 196V195H80ZM83 196V195H82ZM81 196V197H82ZM85 197H87V199L88 198H90L89 197V195H84ZM82 197V199L81 200H83L84 201V199L83 198H85V197ZM93 196V195H92ZM93 196V197H94ZM105 196H107V195H105ZM127 196V195H126ZM130 196V195H129ZM136 196V195H135ZM151 195H150V197H152ZM168 197H169V194L167 195ZM166 196V197H167ZM239 196V195H238ZM1 197H3V196H1ZM48 197H52V196H48ZM109 197H110V195H109ZM128 197V196H127ZM127 197H125V198H127ZM157 197V196H156ZM156 197H155V199H156ZM158 197H160V196H158ZM179 197V198H178ZM103 198V197H102ZM129 198V197H128ZM135 198V197H134ZM137 198V197H136ZM149 198V197H148ZM163 198V197H162ZM181 198V199H180ZM248 198V197H247ZM6 199H7V197H6ZM51 199V198H50ZM91 199V198H90ZM94 199H96V198H94ZM104 199V198H103ZM108 199V198H107ZM155 199H153V202H155L154 200ZM170 199V198H169ZM168 199V200H169ZM36 200V199H35ZM52 200V199H51ZM86 200V199H85ZM145 200V199H144ZM143 200V201H144ZM159 200V199H158ZM163 200H165L164 198H163ZM162 200V201H163ZM168 200H167V202H168ZM2 201V200H1ZM70 201V200H69ZM90 201H92V200H90ZM89 200H87V202H90ZM114 201V200H113ZM117 201V200H116ZM115 201V202H116ZM129 201H130V199H129ZM139 201V200H138ZM46 202V201H45ZM80 202V201H79ZM82 202V201H81ZM87 202L85 201V202H83V204L82 203H80V205H81V207L79 208V209H77V210H79V212H78V214L77 215H79V216H77V218H78V222H79V220L80 221H82L83 223L85 222L86 223V221L85 220H89V219H86V218H89L88 217V215H92V214H90V212H93V211H91L90 210V207H88V204H87ZM94 202V201H93ZM95 202H96V200H95ZM94 202V203H95ZM100 202H102V201H100ZM148 202H149V200H148ZM157 202V201H156ZM166 202V201H165ZM260 202V203H259ZM42 203V202H41ZM49 203V202H48ZM73 203H76L75 201H73ZM78 203V202H77ZM76 203V204H77ZM93 203V204H94ZM109 203V202H108ZM146 203V202H145ZM163 203V202H162ZM232 203V202H231ZM12 204V203H11ZM52 204V203H51ZM50 204V205H51ZM75 204V205H76ZM79 204V203H78ZM99 204V203H98ZM110 204V203H109ZM150 204H152V203H150ZM149 204V205H150ZM155 204V203H154ZM154 204H153V206H154ZM165 204V203H164ZM236 204V203H235ZM7 205V204H6ZM10 205V204H9ZM74 205V206H75ZM100 205H101V203H100ZM108 205V204H107ZM122 205V204H121ZM136 205V204H135ZM139 205V204H138ZM137 205V206H138ZM73 206V205H72ZM73 206V207H74ZM78 206V205H77ZM95 204H94V210H95ZM103 206H104V204H103ZM102 206V207H103ZM111 206V205H110ZM116 206H117V203H116ZM144 206V205H143ZM163 206V205H162ZM9 207V206H8ZM99 208H100V206H98ZM108 207V206H107ZM140 207V206H139ZM156 207H158V206H156ZM164 207V206H163ZM166 207V206H165ZM258 207H260V209H259V216L257 217V218H254V217H251L250 218V213H249V209L248 208H251L250 210H252V209H256L257 210V208ZM6 208V207H5ZM68 208V207H67ZM104 208V207H103ZM110 208V207H109ZM112 208H114V207H112ZM132 208V209H133ZM153 208H155V207H152V209ZM59 209H60V207H59ZM91 209H92V206H91ZM102 209V208H101ZM107 209V208H106ZM142 209V208H141ZM155 209H157V208H155ZM161 209H163V208H161ZM254 209V210H255ZM1 210H3V209H1ZM6 210V209H5ZM66 210V209H65ZM68 210V209H67ZM99 210V209H98ZM115 210V209H114ZM118 210V211H117ZM157 210H159V208L157 209ZM253 210V211H254ZM142 211H143V209H142ZM252 211V212H253ZM65 212V211H64ZM70 212V211H69ZM96 212V211H95ZM99 212V211H98ZM106 212V211H105ZM154 212V211H153ZM258 212V211H257ZM38 213V212H37ZM36 213V214H37ZM41 213V211L39 212V217L41 218V216L42 215H44L45 216V214L43 213V214H40ZM66 213H67V211H66ZM71 213V212H70ZM100 213V212H99ZM104 213V212H103ZM163 213V212H162ZM47 214V213H46ZM57 214V213H56ZM41 215V216H40ZM101 215V214H100ZM149 215H150V213H149ZM148 215V216H149ZM257 215V214H256ZM70 216V215H69ZM110 216V215H109ZM101 217V216H100ZM106 217V216H105ZM163 217V216H162ZM239 217H241V219H240V221H239ZM45 218H47V217H45ZM67 218V217H66ZM201 218H203L204 219V223L202 222V224L200 223H198V222H200V219ZM43 219V218H42ZM69 219V218H68ZM73 218H71L70 219V221L72 220ZM93 219V218H92ZM99 219V218H98ZM84 220V221H83ZM105 220H106V218H105ZM148 220V219H147ZM202 220V219H201ZM95 221V220H94ZM68 222H69V220H68ZM74 222V221H73ZM81 222V223H82ZM89 221H87V223H88ZM107 222V221H106ZM150 222V223H151ZM178 222V224H179V222H183V223H181V227L183 228V226H182V224L183 225H185L184 227H185V230L184 231H181V233L179 234V235H177V237H176V235H175V238L173 239V240H175V243L174 244H172V243H169V238H170V235L172 234V232H171V230L172 231H174V229H172V227L176 224ZM57 223V222H56ZM63 222L61 221L60 222V224H62ZM64 223H65V221H64ZM63 223V225H65ZM75 223V222H74ZM84 223V225H86ZM149 223V224H150ZM240 223V224H239ZM45 224V223H44ZM69 224H70V222H69ZM100 224V223H99ZM106 224V223H105ZM107 224H108V222H107ZM107 224H106V226H107ZM196 224H197V226H196ZM70 225H72V224H70ZM207 225H209V226H211V231H212V238H208L207 240L205 239L206 238V236L208 235V234H206V232H207V230H208V228H207ZM240 225V226H239ZM44 226H46V225H44ZM51 226V225H50ZM73 226V225H72ZM71 226V227H72ZM81 226H82V224H81ZM91 226V225H90ZM94 226V225H93ZM105 226V228H107ZM70 227V228H71ZM83 227V226H82ZM101 227H102V225H101ZM149 226H147V228H148ZM188 227H194V228H196L197 227V229H198V232H196L197 234H196V238L194 239V240H189L188 239V233H189V231H187L186 229L188 228ZM60 228V227H59ZM66 228V227H65ZM75 228V227H74ZM174 228V227H173ZM69 228H67L66 230H68ZM72 229V228H71ZM91 229V228H90ZM100 229V228H99ZM209 229V230H210ZM43 230V229H42ZM57 230V229H56ZM55 230V231H56ZM59 230V229H58ZM61 230H63L64 231V228H62V229H60L59 230V232H62ZM74 230H76V229H74ZM73 230V231H74ZM86 230V229H85ZM95 230V229H94ZM102 230V229H101ZM104 230H107V229H104ZM146 230V229H145ZM180 230V229H179ZM183 230V229H182ZM192 230H193V228H192ZM73 231H72V233H73ZM90 231V230H89ZM99 231V230H98ZM37 232V231H36ZM38 232H39V230H38ZM43 232H44V230H43ZM42 232V233H43ZM58 232V231H57ZM56 232V233H57ZM64 232H67V231H64ZM77 232V231H76ZM100 232V231H99ZM188 232V233H187ZM68 233V232H67ZM67 233H65V234H67ZM70 233V232H69ZM75 233V232H74ZM101 233V232H100ZM104 233V232H103ZM211 233V232H210ZM79 234V233H78ZM82 234V233H81ZM98 234V233H97ZM175 233H173V235H174ZM177 234V233H176ZM58 235H60L59 233H58ZM64 235V234H63ZM75 235V234H74ZM74 235H72V237H75ZM77 235V234H76ZM90 235H92L91 233H90ZM198 235V236H197ZM32 236V235H31ZM78 237L77 238H79L80 237V235H77ZM82 236V235H81ZM136 236V235H135ZM172 236V235H171ZM179 236V237H178ZM190 236V235H189ZM194 236V235H193ZM62 237V236H61ZM65 237H66V235H65ZM68 237H70V235L69 236H67V238ZM71 237V238H72ZM100 237V236H99ZM98 237V238H99ZM77 238L75 239V241L77 240ZM92 238V237H91ZM177 238V239H176ZM190 238V237H189ZM43 239V238H42ZM74 239H69V241L71 240V241H73ZM97 239V238H96ZM20 240H22V239H20ZM45 240V239H44ZM62 239H60V241H61ZM82 240V239H81ZM91 240V239H90ZM171 240V239H170ZM17 241H19V239L17 240ZM71 241H70V243H69V245L71 246V244H73V243H71ZM85 241V240H84ZM83 241V242H84ZM177 241V242H176ZM19 242H21V241H19ZM18 242V243H19ZM63 242V241H62ZM82 242V243H83ZM129 242H130V239H129ZM44 243V242H43ZM81 243V244H82ZM87 243V242H86ZM92 243V242H91ZM128 243V242H127ZM16 244V243H15ZM21 244V243H20ZM74 244H75V242H74ZM227 244V245H226ZM19 245V244H18ZM76 245V244H75ZM83 245H85L86 246V244H83ZM23 246V245H22ZM66 246V245H65ZM77 246V245H76ZM90 246V245H89ZM19 247V246H18ZM62 247H63V245H62ZM68 247V246H67ZM75 247V246H74ZM83 246H81V248H82ZM168 247V248H167ZM221 247H223L224 248V250L221 248ZM24 248V247H23ZM29 248V247H28ZM76 248V247H75ZM84 248V247H83ZM86 248V247H85ZM222 250H221V249ZM16 249V248H15ZM80 249V248H79ZM78 249V250H79ZM96 249V248H95ZM89 250V249H88ZM91 250V249H90ZM262 250V251H261ZM24 251V250H23ZM81 251V250H80ZM84 251V250H83ZM76 252H77V250H76ZM167 252V251H166ZM75 253V252H74ZM78 253V252H77ZM92 253V252H91ZM219 253V257H220V263H219V261L216 259V254H218ZM79 254V253H78ZM82 254H83V252H82ZM143 254V253H142ZM164 254H165V252H164ZM81 255V254H80ZM93 255V254H92ZM91 255V256H92ZM165 255H167V254H165ZM86 256V255H85ZM98 256V255H97ZM111 256V255H110ZM81 257H82V255H81ZM89 257V256H88ZM87 257V258H88ZM105 257V256H104ZM86 258V259H87ZM78 259V258H77ZM85 259V258H84ZM219 259V258H218ZM15 260V259H14ZM181 260V261H180ZM19 261V260H18ZM253 261V262H254ZM255 261V262H256ZM81 262V261H80ZM79 262V263H80ZM117 262V261H116ZM183 262V261H182ZM99 263V262H98ZM104 263V262H103ZM156 263H158V262H156ZM162 263V262H161ZM89 264V263H88ZM91 264V263H90ZM185 264V263H184ZM260 264V263H259Z\"/></svg>",
  "mask_w": 264,
  "mask_h": 264
},
{
  "label": "built area",
  "instance_id": "2783aa9c",
  "mask_svg": "<svg viewBox=\"0 0 264 264\" xmlns=\"http://www.w3.org/2000/svg\"><path fill=\"white\" fill-rule=\"evenodd\" d=\"M253 137L255 138L256 142H259V143L262 142V147L260 148L259 153L260 155L263 154L264 152V131L257 132V134H255Z\"/></svg>",
  "mask_w": 264,
  "mask_h": 264
}]
</instances>
